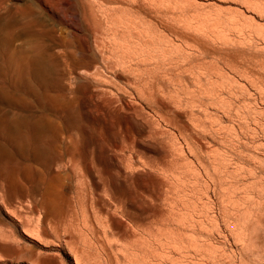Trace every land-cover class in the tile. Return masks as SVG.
<instances>
[{
    "label": "rangeland",
    "instance_id": "1",
    "mask_svg": "<svg viewBox=\"0 0 264 264\" xmlns=\"http://www.w3.org/2000/svg\"><path fill=\"white\" fill-rule=\"evenodd\" d=\"M14 1V2H13ZM61 1H63V2H61ZM85 2V4L83 5V3ZM90 2V4H89V2ZM93 1H95V0H82V2H80V1H78V0H18V1H16V0H7V3L8 4H11V3H13V4H15V6L18 8V10L22 13V16H24V17H21L22 18V21H21V19H19L18 21H19V23L18 22H16V24H12V26H10L11 27V30L8 28V29H3V24H4V22H5V20H1L0 21V23L2 24V25H0V29H1V31H2V34L4 33L5 35H10L9 36V41H11V42H9L10 43V45H11V43H12V45H11V48L12 49H17V50H20V51H22V52H28L29 54L28 55H30V53H31V55H34V54H32V53H40V55H41V58H42V61H43V63L45 64V68H47L48 69V72H50V74L49 73H47V70H46V73H47V76L48 75H50L51 77H53V80L55 79L56 81H53L52 79H51V77H49V80H51L50 82H53V84L51 83V87L50 86H48L47 87V89L49 88L50 90H48L47 91V97L50 99V100H52L53 98H55V99H53L52 100V102H53V107H55L56 105H58L57 106V108L59 107L60 108V112L61 113H56L54 110H53V108H51V105H45V103H44V100H42V101H38V102H31L30 103V100H28L27 102H26V104H25V106L26 107H24V106H22V107H24V109L21 107V106H18V105H16V107H14L13 106V104H9V106L8 105H6V106H4V107H2L3 106V104H0V121L1 120H12V119H22V120H36V119H39V118H37V116L39 117H42V118H40V120L46 125V126H51V128H50V130L52 129V130H56V129H53V128H56V126H58L59 127V130L57 131L56 130V133H55V136L53 137V139H52V144H53V147L50 145V147H49V149H47V151L45 150V153H47L46 155L47 156H50L51 158L53 157V161L54 160H57L58 159V161H54V164H52V165H50L49 167L50 168H48V165H45V164H43V163H41L40 164V166H39V162H35V160H32V158L31 157H29L28 155L27 156H23V157H16V160L18 159V160H21V161H18V165L16 164L15 165V168H17V169H19L18 171H17V169H15V173H16V175L14 176V180L13 181H11V185L9 184V185H4V183L2 182H0V184H1V189H0V191L3 193V196H4V198H3V196H2V193H0V203H2V204H0V211H2V212H0V226H1V224L3 225L2 226V228H1V230H8L7 232H9L10 231V235H11V233H13V235H14V237H15V239H14V241H13V236L11 235V236H9L8 234H6V237L8 236V238L7 239H10V240H7V239H1L0 238V264H118V262L120 263V264H124L125 262L127 263V264H129V260L130 261H133L132 260V258L134 259V260H136V257H137V260L139 261V263L140 264H142L143 262H140V261H144V260H147L148 258L149 259H151L153 262H149V264H155L154 262H158V263H156V264H160V263H162V264H164L165 262L167 263V261H168V259L170 260V262L168 261V263H170V264H175V262H176V264H177V262L179 261V260H181L180 258L177 260V254H178V256L180 257L181 255H180V250H179V252H178V249H177V252H176V247L178 246V244L176 243V242H178V241H174V238H173V236L175 237V235H176V237L175 238H188L189 236L188 235H190L191 237H195L191 232H188V231H182V230H180V228H177V227H179V226H177V224L178 223H176V222H178V221H174L173 219H170V217H169V211H168V206H167V203L162 199V197L161 198H159V196H155V195H153L151 192H149V190H147L144 186H142V185H140V184H138L137 183V181L135 180V176L137 175V174H140V173H145L149 178H150V182L148 181V184H149V186H150V188H152L153 187V185H154V183H155V181L157 180V177H155L156 175L152 172L151 173V171L150 170H146V172H142L141 170H139L140 168H141V166H139L138 164V162L140 161V160H143L142 159V157H140L139 156V153H138V148L135 146H133V140H135L138 136H137V132H136V130L131 126V124L130 123H128L126 126L128 127V131H126L125 130V127H124V124H123V122H121V121H118L117 123H116V125H115V128L113 129V130H111L110 132L109 131H107L106 129H105V127H102V125H100L101 123H96V122H94L92 119L90 120V118L89 117H87L86 116V114H85V108L87 107V105H88V103H87V101L85 100V98H84V96H82L81 94H78L76 91L74 92V90H75V85H76V81H75V79H74V75L75 74H78L79 73V75L80 76H82V77H84L85 79H87V80H89L91 83H92V87L90 88V90L91 91H95V90H98V89H100V88H105L106 90H108V91H110L111 93H115L116 92V89L119 87V86H121L120 85V83L123 85V86H125V84H127V83H124V81H126V80H117L116 78V80H114V76H113V74L112 73H110V72H105V71H103L104 69L103 68H100L99 66L101 65V63L103 62V58H104V53H102V52H100V51H98L97 49H96V47L94 46V43H93V40H94V34H95V30H94V28H95V26L97 25V24H101V25H104L105 23H106V19H105V17H104V15L102 14V12H101V14L99 15V13H100V10L102 11V9H103V6H104V3H106L105 5V7L106 8H114V7H116L117 8V5H119V7H120V5H121V3H122V5H121V7L119 8H117L118 9V13H119V15L121 16V15H125L127 12H129V11H131V9L133 10H136L137 9V12L138 13H136L135 12V14L134 15H131L133 18L136 16L137 17V19H138V17L140 16L141 17V19H143L142 21L141 20H138L139 21V23H141V22H143L142 23V25H149V26H152V27H155V25L156 24H158V25H156V26H158V28H160L161 29V27L162 26H164L165 24H163V23H167L164 27H168L167 29H165L166 30V32H164L165 34H168L169 32V34H168V37L169 38H171L172 36L174 37H172L173 38V40L172 39H168V40H171V41H173V42H175L176 40H177V36L180 38V36H182L180 39L178 38V40H185V42L186 43H188L189 42V44H186L187 46L188 45H191V44H194V45H192L194 48H196L197 49V47H198V49L197 50H195L194 48L192 49V48H190V47H187V48H185V50L187 51H184L185 53H186V55H188L187 53H189L188 52V50H190V51H192V50H194V51H192L193 52V54L194 55H196V57L197 58H199V57H201V56H203L204 55V57L201 59L200 58V60H202L203 61V59L205 60L207 57H205V56H211V58H212V56L214 55V56H216L215 58L216 59H213L214 61L215 60H220L221 61V58H222V60H224L223 62L221 61V63L219 62L218 63V66H217V62L215 63V67L213 66V68H211V69H213L216 73H218V72H220V69H219V71L217 70H215L217 67L219 68L220 66L223 68L222 69V73L224 74V68H225V71H227V72H229V75H228V73H227V77L229 76V83L227 82V78L225 77V76H223L222 77V75L223 74H221V72H220V75H221V78H219V76H217V74H215V72H214V74H212V78H213V76H214V78H216L215 76H217L218 77V79L216 78V79H214L213 78V80H211V79H209V81H208V83L211 81H213L214 82V84L216 83H218L219 84V82H216L215 80H220V85L222 86V88H221V90H219L220 89V85H216L219 89L217 90V87H215V89L218 91V92H216V93H219L220 94V96H219V94H217L216 96H214L215 97V100H213V99H210V100H213V101H216V98H221L222 99V95L224 96L223 97V99L226 97V96H228L229 98H225L226 100H224V101H226V103L228 102V104H226V106H227V108H226V110H227V117L225 116V110L224 111H222L224 108H223V105H224V101H223V103H222V100H221V106H219V104H217V103H219L218 102V100H217V102H216V105L215 106H212V105H214L215 103L213 102V101H211L212 103H209L210 102V100L208 101L207 99H206V97L204 98L203 97V94H204V96H207L205 93H203V94H201V92H199L201 95H202V97L204 98V99H199V101L198 100H196L195 98L193 99V101H192V103H190V102H186V103H183L184 105L183 106H181V107H179L178 108V106L179 105H176V104H172V106L174 105H176L174 108H178V109H186V110H188V114L184 117V120L187 122V124L189 125V128L191 129V133H192V136H194V137H196V138H198V142L201 144V147L203 148V151H204V154H202L203 153V151H202V149H201V154L204 156V158L206 157L207 158V155H208V158L206 159L207 160V162H205L206 163V165H208V166H206V167H204L203 168V166L201 165V163H199V161L198 160H196L195 158H192V157H190V161H192L193 159L195 160H193L192 161V165H193V169H192V171H193V173H196L195 174V176L198 174V176H196L197 177V179L198 180H196V181H199V182H195V183H197L196 185V191H199V189H200V191L199 192H197L199 195H201V197L199 198V199H201V200H198V201H200V203H199V205H201L200 206V209H205V211H204V209H203V211H201V212H203L202 214H204V215H206L207 216V214H209L207 217L206 216H204V215H202L201 216V218H200V220H202V218H204L202 221H203V223L205 224L204 226H202V229H203V227H204V229L205 230H208L207 228H209V230H211V228H212V230L214 231V233H213V231L212 232H210L209 230V232L210 233H213V234H210V233H208L207 231L205 232V231H203V233H205V234H209V235H214V234H216V235H214V236H212L211 238H214V239H211V240H209V241H207V243L209 244V242L211 241V243H210V245L214 242L216 245H217V241L216 240H218L219 239V236H220V239H219V241H220V243L221 244H219V242H218V245H220V247H221V249H223V250H225L226 252L229 250V252H228V255H227V253L225 252V251H223V250H221V251H217V253L219 254V253H222V252H225V253H223L225 256H227V257H225L223 254H214V255H216L215 257L218 259V257L221 255V259L219 258L218 260L219 261H221V262H223V261H225L226 262V264H231L232 263V261H234L233 262V264H239V262H240V258H241V256H242V254L244 255V253L242 252V251H244L243 249H242V246L244 247V249L245 250H249V249H247V248H245V245L247 244V242L250 240L249 239V235H251V237L253 236V235H258L259 237L257 238V236H256V241H253L255 244H256V242L258 243V244H254V246L258 249V252H259V254H258V252L255 250V253L253 252V255H252V253H250V256H249V258H253L252 260L251 259H249V258H246V260H248V261H246L245 260V262H247L248 264H264V131H262L263 129H264V40H263V42H261L262 41V39H260V38H258L257 36H260V37H262V36H264V27H262V29H261V27H260V24H261V26H262V24H263V26H264V17H263V15L264 14H261V16L263 17H261V16H259L258 14H260V12L262 13V11H258V10H256L257 9V5H256V3H258V2H256V0H255V3H251V1L252 0H249L250 2L248 3L247 1H246V3H244V0H175L174 2H173V0H159V1H157V0H154V1H156L157 2V4L159 3H161V5H158L159 7H157L158 8V10H159V8L162 10V12H161V10L159 11V13H158V10H157V8H156V6H157V4L152 0H100L99 1V3L97 4V3H95V6L93 7V6H91V5H93V4H91V3H93ZM120 1H122V2H120ZM130 1V3L131 4H127V2H129ZM235 1V2H234ZM257 1H260L259 3H262V5L264 4V0H257ZM96 2H98L97 0H96ZM117 2V3H116ZM136 2V3H135ZM179 2V3H178ZM182 2V3H181ZM138 3V5H141V6H138V5H136ZM151 3H155L154 5L153 4H151ZM181 3V4H180ZM190 3V4H189ZM258 3V4H259ZM66 4V5H65ZM97 4V5H96ZM99 4H100V6H102V4H103V6H102V8L100 9L99 7ZM114 4V5H113ZM148 4V5H147ZM176 4H178V5H176ZM246 4H255L256 5V9H255V6H254V8L252 7V5H251V7L253 8V9H255V10H252L251 8V10L249 9L248 10V6L249 5H246ZM114 7H113V6ZM131 5H132V8H131ZM134 5V6H133ZM156 5V6H155ZM260 5L261 4H259L258 5V9H260L261 10V8H260ZM64 6V7H63ZM97 6H99V7H97ZM147 6V7H146ZM152 6V7H151ZM175 6V7H174ZM264 6V5H263ZM263 6H261V7H263ZM58 7H60V8H58ZM94 8V10H96V7L97 8H99V10L97 9L95 12H96V14H97V16H96V14L94 13V11H93V8ZM105 7H104V9H105ZM127 9H126V8ZM128 7H130V8H128ZM142 7H144V8H146V9H142ZM149 7V8H148ZM177 7V8H176ZM46 8H47V10H46ZM71 8V9H70ZM84 8H85V10H84ZM90 8V9H89ZM136 8V9H135ZM264 8V7H263ZM262 8V9H263ZM40 9V10H39ZM69 9V10H68ZM73 9H74V11H73ZM151 9V10H150ZM173 9V10H172ZM174 9H176V10H174ZM83 10L84 11H86L85 13L83 12ZM92 10V11H91ZM125 10H127V11H125ZM134 10L133 11H131V12H129L130 14L133 12L134 13ZM178 10V11H177ZM67 11H69L68 13H67ZM79 13H78V12ZM98 11V12H97ZM140 11V12H139ZM172 11V12H171ZM176 11V12H175ZM259 12L258 14H257V12ZM75 12V13H74ZM82 12L85 14V16H84V14H83V16H82ZM92 12V13H91ZM180 12H182V13H180ZM188 14H187V13ZM232 12H234V13H232ZM253 12V13H252ZM70 13V14H69ZM81 13V14H80ZM93 13H94V15H93ZM132 13V14H133ZM139 13H140V15H139ZM142 13V14H141ZM163 13V14H162ZM177 13V14H176ZM55 14V15H54ZM162 14V15H161ZM191 14V15H190ZM246 14V15H245ZM147 15V16H146ZM186 17H185V16ZM189 16V18H188V16ZM93 16V17H92ZM163 16V20L161 19V17ZM170 16V17H169ZM175 16V17H174ZM199 18H198V17ZM255 16V17H254ZM77 17V18H76ZM84 17V18H83ZM69 18V19H68ZM185 18V19H184ZM187 18V19H186ZM194 18V19H193ZM217 18V19H216ZM233 18V19H232ZM234 18H238V19H234ZM251 18V19H250ZM252 18L255 20V22H256V24L253 22V24L252 23H250V21H248L249 22V24H252L251 25V28L249 27L250 25L247 23V25H248V28H249V30H246L245 28H247L246 26V22L245 21H247V20H251L252 21ZM65 19V20H64ZM68 19V20H67ZM73 19H74V21H73ZM88 19V20H87ZM137 19H136V21H137ZM140 19V18H139ZM145 19V20H144ZM178 19V20H177ZM182 19V20H181ZM201 19V20H200ZM207 19V20H206ZM216 19V20H215ZM224 19V20H223ZM67 20V21H66ZM89 21V22H87V24L85 23V22H83V21ZM135 20V19H134ZM150 21L149 22V24L147 23V24H145L146 22H148V21ZM160 20V21H159ZM172 20V21H171ZM180 20V21H179ZM209 20V21H208ZM228 20V21H227ZM234 20V21H233ZM253 20V21H254ZM138 21H137V24H138ZM161 21H163V22H161ZM188 21V22H187ZM193 21V22H192ZM195 21V22H194ZM196 21H200L198 24H197V22ZM206 21V22H205ZM235 21H238V22H235ZM244 21V22H243ZM71 22V23H70ZM78 22L80 23L79 25H78ZM170 22V23H169ZM177 22V23H176ZM183 22V23H182ZM186 22V23H185ZM190 22H192V25H191V23ZM202 22V23H201ZM65 25H64V24ZM153 25H152V24ZM160 23H162V25L160 24ZM179 23V24H178ZM190 24V26H188V24ZM201 23V24H200ZM232 23V24H231ZM235 23V24H234ZM238 23V24H237ZM169 24V25H168ZM173 24V27H175V28H181L182 27V29H183V31H182V29H178V30H176L175 28H173V27H171V25ZM187 24V25H186ZM197 24V27H198V29L199 30H197V28L195 29V25ZM221 24V25H220ZM241 24H243V25H246V26H244V28H243V26L241 25ZM255 24V25H254ZM257 24L259 25V27H257ZM14 25H16L15 27H13ZM177 25H179V27H177ZM238 26V30L241 28V26H242V30L243 29H245L246 31H242V30H240V31H238L237 30V28H236V26ZM239 25H240V27H239ZM67 26V27H66ZM75 26H77V27H75ZM184 26V27H183ZM186 26V27H185ZM191 26H192V28H193V26H194V28H193V30H192V28H191ZM201 26V27H200ZM212 28H211V27ZM233 26H234V28H236V31L235 30H233ZM254 26V27H253ZM30 27V28H29ZM84 27V28H83ZM190 27V28H189ZM207 27H208V29H207ZM217 27H219V28H217ZM230 27H231V29H230ZM255 27H257V28H255ZM30 30H29V29ZM56 28V29H55ZM70 28V29H69ZM157 28V27H156ZM171 28H172V30H171ZM214 28V29H213ZM217 30H216V29ZM253 28V29H252ZM258 28H260L261 30H262V32L260 31V29L258 30V31H260V32H258L257 33V30L256 29H258ZM12 29H14L13 31V33H12V35H11V31H12ZM28 30V31H30V33H32L31 35L32 36H30V33L29 32H25L26 30ZM78 29V30H77ZM190 29V30H189ZM229 29H230V31H229ZM6 30H9L10 31V33H7L8 31H6ZM75 30V31H74ZM87 30V31H86ZM178 31V33H180L179 35H175V33H173V31ZM187 30V32H186V35L184 34L185 33V31ZM195 30V32H193ZM197 30V31H196ZM210 30H212L211 32H209ZM216 30V31H215ZM232 30H233V32L234 33H232ZM49 31V32H48ZM61 31V32H60ZM67 31V32H66ZM171 31H172V35H171ZM181 31L183 32V33H181ZM190 31H192V32H190ZM247 31H249V34H247L248 32ZM252 31H255V32H252ZM41 32V33H40ZM54 32H56V33H54ZM168 32V33H167ZM224 32V33H223ZM235 32L237 33V34H235ZM240 32H243L244 33V35H243V33H240ZM247 32V33H246ZM52 33H54L53 34V36H52ZM60 33H62L61 35H60ZM192 33H194V35L192 36ZM195 33H197V34H195ZM226 33V34H225ZM229 33H230V35H229ZM232 33V34H231ZM250 33H251V35H250ZM257 33V34H259V33H263V35H255V34ZM3 34V35H4ZM50 36H49V35ZM57 34H59V35H57ZM82 34V35H81ZM174 34V35H173ZM181 34H183V35H181ZM221 36H220V35ZM234 34V35H233ZM239 34V35H238ZM242 34V35H241ZM253 34H254V36H253ZM15 35H17V37L15 36ZM36 35V36H35ZM39 35V36H38ZM43 35V36H42ZM185 35V36H184ZM191 35V36H190ZM196 35V36H195ZM210 37H209V36ZM217 35H219V36H217ZM238 35V36H237ZM245 35H247V36H245ZM248 35H249V37H248ZM38 36V37H37ZM42 36V37H41ZM52 36V37H51ZM55 36H57V38H59V39H57ZM187 36V37H186ZM189 36V37H188ZM204 36V37H203ZM223 36V37H222ZM232 36V38L230 39L229 37H231ZM240 36V37H239ZM241 36H243V39H241L242 37ZM245 36V37H244ZM253 36V37H252ZM13 37H15L16 39H18L19 41H17L18 42V45L15 43V45H13V43L14 42H16L15 41V38H13ZM193 37H194V39H193ZM212 37H214V38H212ZM216 37V38H215ZM251 37H252V39H251ZM256 38V40L258 39L259 41H252L253 40V38ZM13 38V39H12ZM37 38H39V39H37ZM40 38H41V40H40ZM52 38H56V40H57V42L55 41V43H54V40L55 39H53L52 40ZM176 38V39H175ZM184 38V39H183ZM246 38H250V39H246ZM83 39H88V42H89V49H87L85 46H83V44L81 43L82 42V40ZM196 39V40H195ZM206 39V40H205ZM216 39V40H215ZM229 39L230 40H232V41H230L229 42ZM246 39V40H245ZM175 40V41H174ZM240 40V41H239ZM252 41V44L250 43V41ZM188 41V42H187ZM197 41H198V43H197ZM45 44H44V43ZM76 42V43H75ZM170 42V41H169ZM172 42V45L171 44H169V45H171V47H173V48H175L176 47V50L177 51H179L180 49H183L184 50V47L186 46L185 45V42L184 43H182L183 41H178V43H180V44H182L179 48H178V45H180V44H178L177 45V43L175 42V43H173ZM200 42H201V45H200ZM52 43V44H51ZM73 43V44H72ZM171 43V42H170ZM204 43V44H203ZM207 43H208V45H207ZM257 43V44H256ZM40 44H42V46H43V48H41V49H43V51H40V50H37V49H39V45ZM47 44H49V45H47ZM53 44H55V46H57V47H55V46H53ZM174 44V45H173ZM175 44L177 45V46H175ZM198 44V45H197ZM240 44H241V46H240ZM47 45V46H46ZM59 45V46H58ZM77 45V46H76ZM185 45V46H184ZM195 45H197V46H195ZM203 45L205 46V47H203ZM262 45V46H261ZM41 45H40V47H42ZM82 46V47H81ZM200 46V47H199ZM237 46V47H236ZM247 46V47H246ZM37 47V48H36ZM53 47V48H52ZM60 47V48H59ZM170 47V49L171 50H175V49H173V48H171ZM181 47H183V48H181ZM202 47H203V49H205L206 47V52L208 53V51L210 50V52H209V54L207 55V53H205L204 51L205 50H203L202 49ZM210 47V48H209ZM212 47V48H211ZM24 48V49H23ZM45 48V49H44ZM56 48H57V50H56ZM61 48H63V49H61ZM178 48V49H177ZM27 49V50H26ZM51 49L52 50H54V52H51ZM192 49V50H191ZM200 49V52H198L197 53V51ZM207 49H209V50H207ZM239 49V50H238ZM35 50V51H34ZM36 50L37 51H39V52H36ZM45 50V51H44ZM50 50V51H49ZM61 50H63V51H61ZM71 50V51H70ZM203 52H202V51ZM217 50V51H216ZM46 51H49L48 53H45ZM222 51V52H221ZM54 53V54H52L51 55V53ZM248 52H250V53H248ZM253 52L255 53L254 55H253ZM49 53H50V55H49ZM183 53V52H182ZM185 53H183V54H185ZM196 53V54H195ZM200 53V54H199ZM211 53V54H210ZM231 53V54H230ZM27 54V53H26ZM200 56H199V55ZM202 54V55H201ZM206 54V55H205ZM221 54V55H220ZM247 54V55H246ZM251 54V55H250ZM48 55V56H47ZM189 55L191 56L192 55V53H189ZM198 55V56H197ZM224 55V56H223ZM249 55V56H248ZM254 56L253 57V61L251 60L252 59V57L251 56ZM245 56V57H244ZM246 56H248V58L246 57ZM52 59H50V58ZM55 57H56V60H54L55 59ZM75 57V58H74ZM230 57V58H229ZM89 59V60H85V59ZM249 58H251L250 60H249ZM60 59H61V61H60ZM76 59V60H75ZM60 62H62V64L61 63H59V61ZM70 60V61H69ZM72 60V61H71ZM51 62V64H50V62ZM56 61V62H55ZM58 61V62H57ZM83 63H82V62ZM261 61H263L262 63H261ZM53 62V63H52ZM72 62V63H71ZM227 62V63H226ZM241 62V63H240ZM243 62V63H242ZM252 62V63H251ZM255 62V63H254ZM260 62V63H259ZM48 63H49V65H48ZM55 63V64H54ZM224 63H226V64H224ZM234 63V64H233ZM247 63V64H246ZM61 64V66H58V65H60ZM72 64V65H71ZM89 66H88V65ZM90 64H93V65H90ZM221 64V65H220ZM223 64V65H222ZM227 64H229V69L227 68L228 66H226ZM251 64V65H250ZM254 64V65H253ZM53 65V66H52ZM55 65V66H54ZM66 65H68V66H66ZM238 65V66H237ZM248 65H249V67H248ZM252 65H253V67H252ZM82 66V67H81ZM224 66V67H223ZM226 66V67H225ZM233 66V67H232ZM236 66V67H235ZM54 67V68H53ZM65 69H64V68ZM73 67H75L74 68V70L72 69ZM220 67V68H221ZM259 67V68H258ZM62 68V71L60 70ZM91 68V69H90ZM96 68V69H95ZM240 68V69H239ZM248 68V69H247ZM251 68V70H249ZM65 71H64V70ZM233 69V70H232ZM238 70V72H237V70ZM213 70H212V72H213ZM244 72H242V71ZM248 70V71H247ZM53 71H54V74H53ZM58 71V76H57V74L55 73V72H57ZM67 71V72H66ZM235 71V72H234ZM250 71V72H249ZM89 72H90V74H89ZM101 72V73H100ZM246 72H248V73H246ZM252 72V73H251ZM63 75H62V74ZM128 73V72H127ZM126 72H124V74L126 75L127 74ZM61 74V75H60ZM67 76H66V75ZM89 74V75H88ZM107 74V75H106ZM129 74V75H128ZM127 75L128 76H130V73H128ZM219 74V73H218ZM248 74V75H247ZM251 74V75H250ZM54 75H56L57 76V78L58 79H56V77L54 76ZM97 75H98V77H97ZM132 75V74H131ZM224 75H226V74H224ZM250 75V76H249ZM63 76V77H62ZM73 76V77H72ZM62 77V78H61ZM94 77H97V78H94ZM65 79V81H64V79ZM102 78H103V80H102ZM107 79V81L108 82H106V80L105 79ZM112 78V79H111ZM206 78V77H205ZM227 80H226V79ZM61 79V80H60ZM62 79H63V82H62ZM253 80V82L251 83V81L250 80ZM260 79V80H259ZM59 80V81H58ZM105 80V81H104ZM113 80V81H112ZM205 80V79H204ZM203 80V81H204ZM223 80V82L221 83V81ZM263 80V81H262ZM62 83H61V82ZM103 81V82H102ZM226 81V83H227V86H229V90L227 89V86H224V82ZM58 82V83H57ZM60 82V83H59ZM65 82V83H64ZM210 82V83H211ZM64 83V84H63ZM106 83V84H105ZM205 83H206V81H205ZM59 84V85H58ZM171 84V83H170ZM211 84H213V83H211ZM210 84V85H211ZM229 84V85H228ZM246 84V85H245ZM55 85H56V87H55ZM61 85H62V87L63 86H65V85H67V86H65V87H63V88H61ZM110 85V86H109ZM172 85V84H171ZM204 85V84H203ZM210 85H208V86H210ZM257 85V86H256ZM122 86V87H123ZM207 86V87H208ZM215 86V85H214ZM214 86H212V87H214ZM262 88H261V87ZM52 87H54V88H52ZM68 87V88H67ZM205 87H206V85H205ZM226 87V89L228 90V92H227V90L226 89H224ZM59 88V89H58ZM65 88V89H64ZM109 88V89H108ZM254 88V89H253ZM257 88V89H256ZM46 89V90H47ZM55 91H54V90ZM60 89H62V90H60ZM66 89H68V90H66ZM169 89H171L170 90V95L169 96H167L168 98H166L167 100L169 99V98H171L172 96L171 95H173V94H171V92H173L172 91V86H170L169 87ZM46 90H45V92H46ZM63 90H65L64 92H63ZM112 90V91H111ZM193 90V88L192 89H189V91H192ZM223 90V92L222 93H220L221 91ZM50 91V94L48 93ZM53 91L54 92H56V93H53ZM59 91L60 92H62L63 94H60L59 93ZM114 91V92H113ZM220 91V92H219ZM226 91V92H225ZM231 91H233V92H231ZM51 92L54 94H52L51 95ZM65 92H67V94L65 93ZM193 92H194V94H195V89L191 92L192 94H193ZM196 92H197V90H196ZM196 93L195 94V96H197V94H198V96L197 97H200L201 98V95L199 94V93ZM73 93H77L78 94V97H79V99L78 98H76V97H73ZM168 93V92H167ZM168 93V94H169ZM223 93H227L226 95L225 94H223ZM229 93V94H228ZM234 93V94H233ZM66 94V95H65ZM168 94H166V95H168ZM191 94V95H192ZM222 94V95H221ZM252 94V95H251ZM263 94V95H262ZM59 95H65V96H67V98H65L64 96H63V98H65V99H67V102H66V100H63L62 101V98H61V96L59 97ZM200 95V96H199ZM215 95V94H214ZM251 95V96H250ZM56 96H58V97H56ZM74 96H77V95H74ZM192 96H194V95H192ZM194 96V97H195ZM219 96V97H218ZM68 97H73V99L75 98V99H78V101H75V103H74V101H73V99H70L69 98V100L70 101H72V102H70V101H68ZM58 100H57V99ZM60 98V99H59ZM81 98V99H80ZM95 99L96 100H98V97L97 96H95ZM173 98H171V100H172ZM227 99H229V100H227ZM202 100L203 101H205L204 103H206V100H207V105L209 106H207V105H204L203 107H204V109L206 110V112H210V114L209 113H207L206 114V112H205V110L204 109H201V107H202V105L201 104H204L203 102H202ZM55 101H56V104H55ZM194 101H198L199 102V109H198V106H196V105H194L193 104V102ZM200 101L202 102V103H200ZM251 101V102H250ZM59 102V103H58ZM61 102V103H60ZM68 102H70V103H68ZM76 102H78V103H76ZM84 102V103H83ZM170 102V101H169ZM39 103V104H38ZM73 103H74V106H75V104L76 105H78V106H76V107H79V109L77 110L76 109V107H73ZM214 103V104H213ZM43 104H44V108H46L47 110H46V113H45V109H43V108H40V106L41 107H43ZM133 104H134V106H133ZM131 103V105H130V107H131V109L128 111L129 113H133V115H134V117H135V119H139V116L137 115L139 112H140V107H138V104L137 103ZM188 104H192V105H194V106H192L191 105V107L189 106L188 107ZM196 104H198L197 102H196ZM209 104H212L211 105V107H213V108H211L210 107V105ZM60 105H62L61 107H60ZM69 105L70 106H72V108L74 109V113H75V110H77L76 112L78 113V115H77V113H75L76 115H77V117H78V121H79V119L81 120L82 118V116L84 117L82 120V122H85V123H83L82 124V122L81 121H79L80 123H78V121L76 120V122H77V124H74V125H71L70 127H68L67 129L69 130V132L71 131V134H69V132H67L68 130L66 129V127H64L63 126V123H62V121L60 120L61 119V114L63 113V114H65V112H66V110L67 111H71L72 109H71V107H69ZM200 105H201V107H200ZM219 106L218 108H216V106ZM11 106H12V108H11ZM29 106V107H28ZM33 106V107H32ZM36 106H37V108H39V110L36 108ZM66 106V107H65ZM81 106H82V108H81ZM197 107V109H196V107ZM205 106H207V107H205ZM225 106V105H224ZM14 107V108H13ZM20 107H21V109H20ZM187 107V108H186ZM202 107V108H203ZM11 108V109H10ZM33 108V109H32ZM36 110H35V109ZM69 108V109H68ZM192 108L194 109V110H192ZM208 108V109H207ZM215 108H216V110H215ZM5 109V110H4ZM28 109V110H27ZM31 111H30V110ZM42 109V110H41ZM191 109V110H190ZM212 109H214V110H212ZM222 109V110H221ZM254 109V111L252 112V110ZM61 110H63V112L61 111ZM199 110H201V111H199ZM204 110V111H203ZM208 110H210V111H208ZM260 110V111H259ZM12 111V112H11ZM18 111V112H17ZM20 111H21V113H20ZM54 111V112H53ZM81 112V115H80V112ZM190 111H192V112H190ZM194 111V112H193ZM196 111V112H195ZM212 111H213V113H212ZM262 111V112H261ZM48 112V113H47ZM72 112H73V110H72ZM204 112V113H203ZM219 112V113H218ZM229 112V113H228ZM247 112H249V113H247ZM31 115H29V114ZM46 114V115H44V119H43V115L42 114ZM50 113V115L53 117H51L50 115H48ZM52 113H54V114H52ZM196 113H198L196 116H195V114ZM219 115H218V114ZM221 113H222V115H221ZM257 113V114H256ZM262 113V114H261ZM3 114V115H2ZM28 114V115H27ZM37 114V115H36ZM59 115L58 117H57V115ZM63 114H62V116H63ZM228 114H229V116H228ZM42 115V116H41ZM80 115V116H79ZM190 115V116H189ZM202 116L203 118L202 119H199V120H201V121H199L200 122V124H201V126H200V124H199V126L200 127H198V117L199 116ZM207 115V116H206ZM216 115H218V117L217 118H219L218 120L220 121L221 120V118L223 119V122H222V120L220 121V122H222V123H220L222 126H221V129L224 127H226L227 125L229 126V128H228V126H227V128H225L224 130V132L223 133H220V127H218V125L220 126V124H219V121L215 118L216 117ZM16 116V117H15ZM28 116H29V118H28ZM34 116V117H33ZM189 116V117H188ZM197 117V119H195V117ZM201 116L199 117V118H201ZM51 117V118H50ZM59 117H60V119H59ZM228 117H229V120H228ZM34 118H36V119H34ZM88 118H89V120H88ZM191 118H193V119H195V120H197V121H195V120H192ZM56 119L58 120V121H56ZM189 119V120H188ZM215 119L218 121V122H216L215 121ZM227 119V120H226ZM46 120V121H45ZM87 120V121H86ZM191 120H192V124H191ZM210 120H212V121H210ZM258 122H257V121ZM54 121H55V124H54ZM194 121H195V124H197V125H193L194 124ZM203 121V122H202ZM216 122V124H215V122ZM249 121V122H248ZM75 122V123H76ZM94 122V123H93ZM207 122H208V124H207ZM211 122H212V124H211ZM228 123V124H227ZM82 124V125H81ZM85 124V125H84ZM211 126H210V125ZM213 124H215V125H217V126H215V125H213ZM76 125V126H75ZM98 125V126H97ZM226 125V126H225ZM54 126V127H53ZM61 126H63V127H61ZM79 126V127H78ZM82 126V127H81ZM121 126V127H120ZM194 126V127H193ZM196 126L200 129V131L199 132H197L199 129H197L196 128ZM206 126V127H205ZM208 126V127H207ZM212 126H214V127H212ZM57 127V128H58ZM74 128V129H73ZM93 128V129H92ZM99 128V129H98ZM103 128H104V130H103ZM122 128V129H121ZM193 128V129H192ZM209 129V131L211 130V132L209 133V132H207V133H209L208 135L206 134V131H208L207 129ZM212 128L214 129V128H216V131L219 129V131H218V133H219V135H218V133H216L218 136H216V134L214 133V131L212 130ZM218 128V129H217ZM73 131H72V130ZM90 129V130H89ZM195 129V130H194ZM64 130V131H63ZM67 130V131H66ZM197 130V131H196ZM206 130V131H205ZM215 130V129H214ZM228 131V134H227V131ZM79 131H82L81 133H83V134H76V133H80ZM89 131H91V132H89ZM215 131V132H216ZM59 132H60V134H61V132H62V136L64 137L65 136V138H63L61 135H59ZM65 134H64V133ZM72 132H75V133H72ZM202 132V133H201ZM67 133H68V135H67ZM96 134L97 135V137H95V135L94 134ZM223 134V135H222ZM57 135V136H56ZM79 135H80V137H82V138H79ZM83 135V136H82ZM89 135H90V137H89ZM124 135V136H123ZM206 135H207V137H206ZM217 137V140H216V138H215V136ZM225 135H228V136H225ZM58 136H60V137H58ZM74 138H73V137ZM75 136H78V137H75ZM99 136V137H98ZM224 136H225V140H223L224 139ZM89 137V138H88ZM102 137V138H101ZM122 137V138H121ZM135 137V138H134ZM206 137V138H205ZM55 138L57 139V140H55ZM61 138H63L64 139V141L63 140H61ZM78 138V140H76ZM87 138H88V140H87ZM99 138H101V139H99ZM74 139V140H73ZM60 140V143H61V145H59L60 143H57L58 141ZM66 140V141H65ZM70 140H71V142H72V145H71V143L69 144V142H70ZM82 140V141H81ZM93 140V141H92ZM124 140H125V143H124ZM206 142H205V141ZM220 140H221V143H220ZM223 140V141H222ZM54 141V142H53ZM77 143H76V142ZM85 141V142H84ZM97 141V142H96ZM103 141V142H102ZM122 141H123V144H122ZM203 143H201V142ZM208 141H209V143H208ZM229 144H227L226 142ZM75 142V143H74ZM83 142V143H82ZM91 144V145H89V143ZM111 142V143H110ZM130 142V143H129ZM205 142V143H204ZM223 142H225L224 144V146L222 145V143ZM67 143V144H66ZM80 143V144H79ZM95 143H96V145H95ZM128 143V144H127ZM210 143L211 144H214V146L213 145H210ZM74 144H76V148L74 147ZM107 144H109V145H107ZM128 145V146H126V145ZM207 144V145H206ZM66 145V146H65ZM103 145V147H101ZM105 145V146H104ZM118 145V146H117ZM121 145V146H120ZM208 145H210V146H208ZM227 145V146H226ZM56 146V147H55ZM61 147V148H59V147ZM89 146H91V147H89ZM133 146V147H132ZM207 146V147H206ZM226 146V147H225ZM65 147L67 148V149H65ZM80 147V148H79ZM104 147H106V148H104ZM110 147H111V149H110ZM127 147V148H126ZM209 147V148H208ZM220 147H222L223 149H221ZM225 147V148H224ZM229 147V148H228ZM54 151V150H56L55 151V153L53 152L52 153V150ZM59 148V150H57ZM78 148V149H77ZM87 148H89V149H87ZM101 148H103V150H104V152H103V150H101ZM113 148H114V150H113ZM124 148H126V150L124 149ZM208 148V149H207ZM211 148H214V151L212 152V150L213 149H211ZM220 148V149H219ZM261 148V149H260ZM82 150V152L84 151L85 153H86V155H85V153L83 154V157H80L82 154V152L80 151V150ZM121 149H123L122 151H121ZM135 149V150H134ZM219 149V150H218ZM224 149H226V152L224 151ZM229 149V150H228ZM48 150H51V151H48ZM78 152H77V151ZM90 150V151H89ZM93 150V151H92ZM100 150L102 151V160H104L105 161V163H107L106 165L107 166H109V167H111V169L109 168V167H107L108 168V170H106L107 168L106 167H102V165H101V163L99 162V160H98V158H97V156H98V153L100 152ZM125 150V151H124ZM129 150V151H128ZM223 150V151H222ZM227 150H228V152H227ZM72 151V152H71ZM91 152V153H93V154H91V153H89V152ZM108 151V152H107ZM111 151V152H110ZM119 151H121L122 153L123 152H125V153H123L124 155L123 156H125V157H122V161H123V166H122V164L121 163H117L116 161L114 162V161H112V162H110L109 160H110V158L112 157V156H114L113 154H115V153H117V152H119ZM210 151L212 152V153H210ZM49 152H51V153H49ZM70 152V156L68 155V153ZM114 152V153H113ZM133 152V153H132ZM225 154V153H227L226 155H222L223 153ZM49 153V154H48ZM97 153V154H96ZM104 153V154H103ZM207 153V154H206ZM213 153H217L216 155H217V157L215 156L214 157V155L215 154H213ZM220 153V154H219ZM51 154V155H50ZM53 154V155H52ZM61 154H63V155H61ZM78 154V155H77ZM89 154H91V156L93 157V159H92V157L89 155ZM131 154V155H130ZM136 154V155H135ZM211 154H213L212 156H211ZM61 157H60V156ZM72 155H73V157H72ZM77 155V156H76ZM109 155V156H108ZM111 155V156H110ZM133 155V156H132ZM219 155V156H218ZM220 155H222L223 157H224V159H223V157H220ZM58 156V157H57ZM62 156L64 157V160H63V158H62ZM78 156H79V158H78ZM86 156H90L89 158H86ZM130 156V157H129ZM229 156V157H228ZM25 157H26V160H25ZM29 157V158H28ZM54 157H56V159L54 158ZM70 157H71V160H70ZM85 157V159H82V158H84ZM106 157V158H105ZM136 157V158H135ZM139 157L141 158L140 160H139ZM209 157H211V161H210V158ZM220 157V158H219ZM31 158V159H30ZM69 158V160H67ZM130 158H132L135 162H136V166H135V169H134V171L136 170V168L137 167H139V168H137L138 169V172H134V171H132V172H130V170H128L126 167H125V163H127L128 162V159H130ZM155 157H152L151 158V161H150V163L151 164H157L158 163V161L160 162V163H158V164H161L163 161H164V159L163 158H161V157H156V159L158 160V161H156L155 159H154ZM215 158H217V160L215 159ZM28 159H30V160H28ZM60 159H62L63 161H65V163H67V161H68V163H67V165H70V166H67L65 163H63V161H61ZM86 159H88V161L90 162L91 161V159H92V163H90V165L91 166H89L88 164H89V162L86 160ZM94 159H95V162H94ZM124 159H126V161L124 160ZM152 159H153V161L154 162H152ZM192 159V160H191ZM215 160V161H221V163L220 162H213V160ZM218 159H220V160H218ZM222 159V160H221ZM25 160V161H24ZM77 160V161H76ZM82 160V161H81ZM85 160H86V163H85ZM189 160V159H188ZM205 160V159H204ZM205 160V161H206ZM75 161V163H73ZM155 161H156V163H155ZM226 161H228V162H226ZM33 162V163H32ZM77 162H79V163H77ZM114 162V163H113ZM209 162V163H208ZM225 162L226 163H228L227 165H226V169L228 168L229 170H226V173L228 174V176H226L227 178H229V180L227 179L226 181H229V182H225V179H224V177H223V175H222V173H224L225 171V169H224V167H225ZM25 163V164H24ZM32 163V164H31ZM35 163V165H33ZM56 163H58L59 165L61 164V165H63L61 168H62V170H61V168H60V166H59V168H60V170L58 169V164H56ZM63 163V164H62ZM70 163V164H69ZM72 163H73V165H72ZM78 165H77V164ZM81 163V164H80ZM95 163H97V165L95 164ZM195 163V164H194ZM199 163V164H198ZM216 164V167H214V166H212L211 167V165L212 164ZM23 164V166L22 167H19V166H21V165ZM33 165L32 167H31V165ZM92 164L94 165V166H92ZM115 164V165H114ZM211 164V165H210ZM28 165V166H27ZM36 165H38L39 166V168L40 167H42L43 168V170H44V172H43V170H42V168H38V166H36ZM47 166V167H45V166ZM53 165H54V167H53ZM75 165H77V166H75ZM80 165H81V169H80ZM101 165V166H100ZM196 165V166H195ZM198 165V166H197ZM19 168H18V167ZM55 166H57V168L55 167ZM65 166H66V168H67V170L69 171H67V170H64L65 169ZM97 166V167H96ZM223 166V167H222ZM228 166V167H227ZM37 167V170H35V168ZM69 167L71 168H73L74 167V172H73V170L72 169H69ZM217 167L219 168V171L217 170ZM31 168V169H30ZM64 168V169H63ZM78 168H79V170H78ZM92 168V169H91ZM93 168H94V170H95V172H94V170H93ZM98 168V169H97ZM124 168H126V170L124 169ZM198 169V171H196L197 169ZM199 168H201L200 169V171H199ZM223 168V169H222ZM55 169V170H54ZM56 169L58 170V171H56ZM83 169V170H82ZM87 169V170H86ZM102 169V170H101ZM194 169H196L195 171H194ZM208 169V170H207ZM23 170V171H22ZM40 170L43 172H40ZM47 172H46V171ZM72 170V171H71ZM101 170V171H100ZM118 170V171H117ZM125 170V171H124ZM217 170V171H216ZM30 171H33V174H34V176L33 175H31L32 174V172H30ZM50 171H51V173H50ZM63 171H64V173H66V174H64L63 173ZM79 171V172H78ZM82 171V175L80 174V172ZM92 171L94 172L93 174H92ZM106 173H105V172ZM114 171V172H113ZM208 171H211L209 174L207 173ZM223 171V172H222ZM18 172L20 173V174H18ZM26 172V173H25ZM54 172V174H53V177H51L52 176V173ZM57 172H58V174H57ZM73 172V173H72ZM79 173L78 175L76 174V173ZM99 172V173H98ZM101 172V173H100ZM140 172V173H139ZM218 172V173H217ZM220 172V173H219ZM229 172V173H228ZM29 173V174H28ZM40 173V174H39ZM46 173H49V174H46ZM70 174V175H68V174ZM72 173V174H71ZM95 173H97V174H95ZM103 173V174H102ZM111 175H110V174ZM123 173V174H122ZM133 173V174H132ZM135 173V174H134ZM150 173V174H149ZM202 175H204V176H202ZM212 173V174H211ZM27 176H26V175ZM57 174V175H56ZM73 174H75V175H73ZM114 176H113V175ZM217 174V175H216ZM221 174V175H220ZM38 175H39V177H38ZM45 175H46V177H45ZM49 175V176H48ZM62 175V176H61ZM67 175V176H66ZM88 175V176H87ZM90 175V176H89ZM155 177L154 178V180H151V179H153V177ZM32 176V178H30ZM43 176H44V178H43ZM58 176V177H57ZM59 176H60V178H59ZM66 176V177H65ZM72 176V177H71ZM75 176V177H74ZM76 176H78V178L76 177ZM91 176H93V177H91ZM108 176H109V180H108ZM113 178V179H116V180H122L123 179V177L124 176H127L128 177V184L130 185V188L134 191V192H136V193H138L140 196H141V198H143V201H145V203L147 202V205L145 204V206L144 207H142V208H139V209H131V208H128V206H127V199H126V194L125 193H121L120 195H119V193H117V194H115L116 192H114L113 190H110L111 189V186H110V180H111V177ZM133 176V177H132ZM200 176V177H199ZM202 176V177H201ZM217 176L219 177V179H220V177L222 176V178L220 179V180H218V178H217ZM35 177H37V179L35 178ZM41 177V178H40ZM50 177V178H49ZM64 177V178H63ZM70 177V178H69ZM87 177H89V178H87ZM106 177V178H105ZM199 177V178H198ZM208 177V178H207ZM215 177V178H214ZM19 178H21L22 180H23V182L21 181V179H19ZM25 178V179H24ZM34 178V179H33ZM46 178V179H45ZM57 178H58V180H57ZM73 180H72V179ZM77 178V179H76ZM213 178L215 179L214 181H212L213 180ZM27 179V180H26ZM39 179V180H38ZM42 179V180H41ZM205 179V180H204ZM222 179H223V181H222ZM26 180V181H25ZM30 180V181H29ZM34 180H36V182H34ZM41 180V181H40ZM46 180V181H45ZM50 180V181H49ZM53 180H54V182H53ZM56 180V181H55ZM81 181V182H78L79 184H81V183H83V184H81V186L83 185H85V183H86V185H85V187H83L84 188V191L83 190H80L82 193H83V195H81L80 196V193L81 192H79L78 190L79 189H81L82 187L81 186H78L79 184H77L76 182L77 181ZM107 180V182H105ZM203 181V183L204 184H202L201 182ZM1 181V180H0ZM29 181V182H28ZM33 181V182H32ZM51 181H52V183H51ZM62 181V182H61ZM67 181V182H66ZM74 181H75V183H74ZM89 181H90V183H89ZM92 181V182H91ZM103 181V182H102ZM153 181V182H152ZM205 181V182H204ZM218 181V182H217ZM219 181H221V183H219ZM28 182V183H27ZM46 182V183H45ZM72 183V185H71V183ZM130 182V183H129ZM217 182V183H216ZM223 182V183H222ZM14 183V184H13ZM26 183V184H25ZM32 183H34V184H32ZM37 183H39L38 184V186H37ZM58 183H59V185H58ZM67 183H68V185H67ZM94 183V184H93ZM202 185H201V184ZM224 183H226L227 185H225ZM25 184V185H24ZM36 184V185H35ZM51 184H52V187H51ZM54 184V185H53ZM60 184H63V186L62 185H60ZM74 184V185H73ZM106 184V185H105ZM220 184L222 185V187L220 186ZM2 185L4 186V187H2ZM17 185H19L18 187H16ZM23 185V186H22ZM29 186V187H27V186ZM34 185V186H33ZM42 185V186H41ZM44 185V186H43ZM50 185V186H49ZM56 185V186H55ZM69 185H71V186H73L72 188H71V186H69ZM76 185V186H75ZM90 185H91V187H90ZM99 185H101V186H99ZM201 185V186H200ZM217 186V188L215 187V186ZM8 186H9V188H8ZM33 186V187H32ZM57 186H59V188H60V192H58L59 191V189H58V187ZM61 186V187H60ZM67 186V187H66ZM78 186V187H77ZM135 186H136V188H135ZM203 186V187H202ZM210 187V190L208 189L209 187ZM211 186H213V187H211ZM225 186H227V188L229 187V190L227 189L226 191H225ZM27 187V188H26ZM44 187V188H43ZM77 187V188H76ZM97 187V188H96ZM202 187V188H201ZM224 187V188H223ZM13 188V189H12ZM15 188H17V189H15ZM29 188V189H28ZM42 188V189H41ZM45 188L47 189V190H45ZM88 188V191H85L86 189ZM139 188V189H138ZM203 188H204V190H203ZM216 188V189H215ZM224 190H222V189ZM3 189V190H2ZM4 189H6V190H4ZM26 189V190H25ZM78 189V190H77ZM92 189V190H91ZM206 189H207V191H208V195L210 194V195H212L211 197H213V199L211 200L210 198H206V194H205V191H206ZM216 190V191H214V190ZM219 189V190H218ZM9 190H11V191H9ZM15 190H16V192H15ZM29 191L28 193H27V197L25 196L26 195V193H25V191ZM53 190V191H52ZM62 190V191H61ZM67 190V191H66ZM77 190V191H76ZM91 190V191H90ZM96 190V191H95ZM111 192H110V191ZM4 191H6L5 193H4ZM18 191V192H17ZM36 191H38V192H36ZM64 191V192H63ZM70 191V192H69ZM92 191L94 192V193H92ZM98 191H100V192H98ZM113 191V192H112ZM143 191V192H142ZM201 191L203 192V194H201ZM11 192V193H10ZM22 192H23V194H25V195H23L22 194ZM69 192V193H68ZM77 192H79V196H78V193ZM84 192H89V194L91 193V194H93L94 196H96V197H94L93 195H89V194H87L88 196H89V198L87 197L86 198V202H82V200H83V197H84V200L83 201H85V197L87 196ZM141 192L144 194V195H142L141 194ZM211 192V193H210ZM221 194H223V195H221ZM224 192H226L225 194H224ZM229 192V193H228ZM15 193V194H14ZM21 193V194H20ZM51 193V194H50ZM97 193V194H96ZM207 193V192H206ZM216 193V194H215ZM10 194H12V195H10ZM69 194V195H68ZM98 194H100V195H98ZM111 195V197L113 196L114 198H111V199H108V197H106L107 195ZM147 195V197H149V195H151V199H149V198H147L146 197V195ZM227 194V195H226ZM6 195V196H5ZM31 195V196H30ZM36 195V197L34 198V196ZM53 195V196H52ZM65 195V196H64ZM72 195V196H71ZM76 195V196H75ZM86 195V196H85ZM110 195H109V197H110ZM119 195V196H118ZM122 195V196H121ZM199 195H198V197H199ZM203 195V196H202ZM209 195V196H210ZM214 195H215V197H214ZM25 196V197H24ZM40 196H41V198H40ZM47 196V197H46ZM52 196V197H51ZM74 196H75V198H74ZM91 196L93 197V200L95 201V199H96V201L94 202L93 201V203L92 202H90V201H92V198H91ZM208 196V197H209ZM219 196L221 197V198H219ZM6 197V198H5ZM13 197V198H12ZM19 197H21V199L19 198ZM29 197H30V199H29ZM32 197V198H31ZM56 197V198H55ZM76 197H78V199L76 198ZM81 197V198H80ZM202 197H204V199H207V201L208 202H206V200H204ZM217 197L219 198V200L217 199ZM225 198V200H223L224 198ZM9 198V199H8ZM23 198V199H22ZM28 198V199H27ZM38 198H39V200H38ZM44 198V199H43ZM50 198V199H49ZM58 198V199H57ZM72 198V199H71ZM105 198H107V200L105 199ZM147 198V199H146ZM215 198V199H214ZM229 198V199H228ZM4 199H5V202H4ZM14 199V200H13ZM20 199V200H19ZM27 199V200H26ZM31 199H33L32 201H31ZM59 199H62L63 200V202L61 201V200H59ZM80 199H81V201H80ZM146 199V200H145ZM155 199H156V201H155ZM159 199V200H158ZM18 200V201H17ZM29 200V201H28ZM34 200H36V201H34ZM39 201V203H38V201ZM41 200H42V204L40 205V203H41ZM58 200V201H57ZM77 200V201H76ZM89 200V201H88ZM108 200H110V201H108ZM114 200H115V202H114ZM203 200V205H205V206H203L202 205V201ZM216 200H217V202L219 203V204H217L216 203ZM222 200L224 201V203H221L222 202ZM4 203H3V202ZM10 201V202H9ZM22 201V204L20 203ZM25 201H27V203L25 202ZM33 201L35 202V203H33ZM51 201V202H50ZM57 201V202H56ZM59 201H60V203L61 204H59ZM64 201H66V202H64ZM69 201V202H68ZM87 201L89 202L88 203V205H87ZM99 201H100V203H99ZM105 201H107L106 203H105ZM112 201V202H111ZM124 201V202H123ZM155 201V202H154ZM213 201V202H212ZM227 201L229 202L228 204H227ZM76 202V203H75ZM77 202H79V203H77ZM111 202V203H110ZM114 202V204H112ZM159 202H160V205H159ZM164 202V203H163ZM206 202V203H205ZM9 206V207H7V206H5L6 204ZM10 203V204H9ZM37 203H38V206H37ZM53 203V204H52ZM73 203H75V205L73 204ZM81 203H83L82 205H83V207L81 206ZM92 203V204H91ZM126 203V204H125ZM152 203H154L153 205H152ZM156 203V204H155ZM165 203H166V205H165ZM211 203H212V205H211ZM216 203V204H215ZM225 203H226V205H225ZM14 204H16V205H14ZM20 206H18V205ZM26 204V205H25ZM31 206H29V205ZM52 204V205H51ZM65 204V205H64ZM67 204V205H66ZM85 204H86V206H85ZM104 204V205H103ZM107 204H108V206H107ZM213 204H214V207H211V212L208 210V209H210V205L211 206H213ZM225 205V206H223V207H221L222 205ZM23 205V206H22ZM29 207H28V206ZM33 205V206H32ZM48 205H50V206H48ZM55 205V206H54ZM70 205V206H69ZM71 205H73V208L71 207ZM80 205V206H79ZM90 205H91V207L93 206V207H95V208H93L92 210L93 211H96L97 210V208L99 207V209H98V215L97 214H95V212H93L92 210H91V207H90ZM112 205H113V207H112ZM156 205V206H155ZM164 205L166 206V207H164ZM13 206H14V208L16 209L17 207H18V209L19 208H22V207H24L23 209H16L18 212H17V214H15V213H13V214H11L12 212H13ZM17 206V207H16ZM41 206V207H40ZM47 206V207H46ZM57 206V207H56ZM80 208H79V207ZM88 206V207H87ZM97 206V207H96ZM111 206V207H110ZM122 208H121V207ZM153 206V207H152ZM218 207V209H217V207ZM228 206V208H229V212H228V208H226ZM52 207L53 208H55V209H52ZM75 207H77V208H79V209H75ZM81 207L83 208V209H85V208H87V210H89V211H87L86 209V211H87V213H86V211L84 212V213H86V215L88 216L89 214H90V212H91V216L89 215V217H85L84 219H82L83 217H82V215L83 216H85V214L82 212V211H84V210H82L81 209ZM126 207V208H125ZM151 207H152V209H151ZM155 207H156V209H155ZM209 207V208H208ZM4 208V209H3ZM5 208H7V209H11L12 210V212L10 211V209L7 211V209H5ZM13 208V209H12ZM28 208V209H27ZM34 208V209H33ZM60 208V209H59ZM70 208V209H69ZM106 208V209H105ZM111 208V209H110ZM162 208H163V210H162ZM165 208H167V209H165ZM208 208V209H207ZM212 208H213V210H212ZM214 208H215V212H214ZM223 208H225L224 209V211L226 210V213L224 212V211H222V209ZM14 209V210H15ZM33 209V210H32ZM72 209V210H71ZM103 209V210H102ZM109 209V210H108ZM123 209V210H122ZM217 209V210H216ZM220 209V210H219ZM20 210H23L22 212L20 211ZM29 211L28 213V215H27V212L26 211ZM37 210H38V213H37ZM43 210V211H42ZM56 211V212H54V211ZM60 210V211H59ZM64 210V211H63ZM78 210V211H77ZM81 210V212L79 213V211ZM112 210H114V211H112ZM124 211L125 210V212L123 213L122 211ZM162 210V211H161ZM11 212V213H7V212ZM19 211L21 212V213H19ZM25 211V212H24ZM39 211H41L40 213H39ZM52 212L53 214L52 215H50L51 213L50 212ZM61 211H63V212H61ZM66 211H67V213H66ZM71 211H74V212H71ZM77 211V212H76ZM100 211V212H99ZM110 213H109V212ZM154 211V212H153ZM208 211V212H207ZM215 213V215H212L213 214V212ZM16 212V211H15ZM24 212V213H23ZM36 214H34V213ZM60 212H61V215H60ZM65 212V213H64ZM70 212H71V214H73V216L70 214ZM103 213V217H101V214ZM109 213V216H106L105 218H106V221L104 220V216L107 214V213ZM163 212H165L164 213V215H165V217H164V215H161V214H163ZM206 214H205V213ZM227 212L229 213L228 215H227ZM19 213V214H18ZM35 215H33V214ZM44 213V214H43ZM56 214V216H55V214ZM58 213V214H57ZM74 213H75V216L77 215H79L78 217L76 216H74ZM78 213V214H77ZM82 213V214H81ZM112 213V214H111ZM119 213H121V214H119ZM221 215L222 213H224L225 214V216L226 217H228L229 218V221H225L224 219L226 218V217H224L223 216V214L221 215V217H220V215ZM11 214V215H10ZM48 214H49V216H48ZM67 214V215H66ZM81 214V215H80ZM123 214V215H122ZM126 214V215H125ZM5 215V216H4ZM27 215V216H26ZM67 217H66V216ZM95 215H97V217L98 218H95ZM111 215H112V217H111ZM118 215V216H117ZM123 216V217H121V216ZM167 215H168V217H167ZM217 215V216H216ZM10 216V217H9ZM33 216V217H32ZM42 216V217H41ZM54 216H55V218H54ZM62 216H64V217H62ZM100 216V217H99ZM210 216V217H209ZM5 217L6 218H9V219H5ZM31 217V218H30ZM40 217V218H39ZM51 217H53V219L55 220V221H57L56 219H58V230H57V222H55L54 220H52V218ZM57 217V218H56ZM62 219H60V218ZM72 217L74 218L73 220H72ZM80 217V220H78V218ZM108 217V218H107ZM120 217H121V220H120ZM127 217V218H126ZM161 217V218H160ZM206 217V218H205ZM211 217H213V218H211ZM20 218V219H19ZM23 218V219H22ZM48 218V219H47ZM65 220H64V219ZM68 218L70 219V220H68ZM77 218V220H76V222H75V219ZM114 218V219H113ZM152 218H154V219H156V220H153ZM163 218H167L166 220H169L168 221V223L170 224H168L167 222H166V220H164ZM208 218H210V219H208ZM223 218V219H222ZM228 218H226V220H228ZM5 219V220H4ZM14 219V220H13ZM16 219H19V220H16ZM37 219H38V221H39V223H36V221H37ZM40 219V220H39ZM42 219V220H41ZM49 219H50V221H49ZM118 219V220H117ZM124 219L126 220V221H124ZM161 219H162V221H161ZM207 219V220H206ZM213 219V220H212ZM214 219H215V221H214ZM10 220V221H9ZM20 220L22 221V223H20ZM25 220H27V221H31V222H28V223H31V224H28L27 223V221H25ZM36 220V221H35ZM62 222H61V221ZM97 220H99V221H97ZM105 222H104V221ZM108 220V221H107ZM113 220H117V221H121L122 222V220H123V222L121 223L120 222V224L119 225H116V224H114V222H113ZM127 220H129V222L127 223ZM132 220V221H131ZM159 220H160V222H159ZM212 221V224H210V221ZM217 220V221H216ZM221 220H223V221H221ZM2 221V222H1ZM9 221V222H8ZM17 221H18V223H17ZM32 221H34V223H32ZM52 221V222H51ZM54 221V222H53ZM64 221H66V223L64 222ZM69 221V222H68ZM93 221V223L91 224V222ZM97 223H99V222H101V223H99L98 225L96 224V222ZM103 221V222H102ZM136 221H137V223H136ZM148 221H151V222H148ZM163 221H165V222H163ZM201 221V222H202ZM214 221V222H213ZM25 224H24V223ZM44 222H46L45 224H44ZM50 222V223H49ZM83 222H85V223H83ZM90 223V225L91 226H89L87 223ZM108 222H111V223H108ZM154 222V224H152L151 225V223H153ZM159 222V223H158ZM216 222L218 223V232L217 233H219V232H221V235L223 236H221V235H218L217 233H215L216 232V230L215 229H217V225H216ZM226 222V223H225ZM5 223V224H4ZM27 223V224H26ZM37 224V225H39L38 227H37V229L38 230H36L35 228L36 227H33L34 226V224ZM51 224V225H49V224ZM60 223H62L61 225L63 226V228H62V226H61V228L59 227L60 225ZM65 223V224H64ZM76 224V227H77V229H75L76 227H75V224ZM159 225H158V224ZM163 223H165V224H163ZM174 223V224H173ZM215 223V224H214ZM221 223V224H220ZM222 223H223V225H222ZM23 224H24V226H23ZM35 224V225H36ZM64 224V225H63ZM71 224H74V225H71ZM84 224V225H83ZM86 224H87V227H85L86 226ZM100 224H102L101 226H100ZM108 226H107V225ZM128 224V225H127ZM133 225V227H132V225ZM137 224V225H136ZM168 224V225H167ZM202 224V223H201ZM227 224H229V225H227ZM5 225V226H4ZM16 225V226H15ZM25 225H27V226H25ZM32 225V226H31ZM45 225H46V227H45ZM49 225V226H48ZM55 225V227L53 228L52 226H54ZM78 225V226H77ZM79 225H80V227H79ZM110 225V226H109ZM121 225V226H120ZM151 226V228H153L154 227V225H156L157 227H156V229L155 228H153L154 229V231L149 227H147V226ZM163 225H164V227L166 228V230H164L165 228H163ZM176 227H174V226ZM203 225V224H202ZM207 225V227H205ZM213 225H214V227H213ZM225 225H227V226H225ZM12 226V229H10V227ZM22 226V227H21ZM73 228H71V227ZM89 226V227H88ZM92 226H94V230L96 231V232H94V231H92L93 229H92ZM98 226H100V227H98ZM107 226V227H106ZM127 226H129L128 228H127ZM161 226H162V229H161ZM168 226V227H167ZM209 226V227H208ZM222 226V227H221ZM3 227H5V228H3ZM23 227H28L27 228V232H26V228L24 229ZM30 227V228H29ZM41 227V228H40ZM43 227V228H42ZM50 227V228H49ZM85 227V230H83V228ZM91 227V228H90ZM101 227H102V229H101ZM108 227H109V229H112L111 231L110 230H108ZM113 227V228H112ZM121 227V228H120ZM174 228L173 230L175 231V232H173V230H171V232L170 231H168V230H170V228ZM225 227V228H224ZM227 227V228H226ZM16 228V229H15ZM34 229V230H36L34 233H36L37 231H39V233H37V234H32L31 233V231H33L32 229ZM67 228H69L68 230H67ZM71 228V229H70ZM88 228V229H87ZM99 228V229H98ZM103 228H105L106 230H104ZM116 228V229H115ZM120 228V229H119ZM134 228L136 229V230H134ZM146 228V230H147V228H148V233H146L145 234V231H143L144 229ZM158 228V229H157ZM167 228H169V229H167ZM221 228V229H220ZM229 228V229H228ZM15 229V230H14ZM18 229V230H17ZM23 229L25 230V233H24V231H23ZM31 229V230H30ZM42 229V230H41ZM44 229H46L45 231H44ZM52 229H54V231L52 230V232H51V230ZM74 229H75V231H74ZM78 229H80V231L78 230ZM91 229V230H90ZM161 229V231L162 232H158L159 230ZM175 229H177V230H175ZM179 229V230H178ZM203 229V230H204ZM226 229V230H225ZM21 230V231H20ZM48 230H49V232H48ZM64 230H67V232L68 233H65V231ZM72 230V231H71ZM76 230H77V232L79 231L80 233L78 234L77 232H76ZM82 230V231H81ZM90 230V231H92L91 233H92V235L90 234V231L88 232V231ZM118 230H120V231H118ZM127 230H129V231H127ZM134 230V231H133ZM152 230V232H151V234L152 235H150V231ZM156 230H158V231H156ZM221 230V231H220ZM224 231V233H222L223 231ZM228 230V231H227ZM40 231L42 232V234L40 233ZM55 231H57V232H55ZM61 231V232H60ZM64 231V232H63ZM69 231H71V232H69ZM87 231V232H86ZM99 231V232H98ZM102 231H105L106 232V236H108V237H105L104 238V233L105 232H102ZM125 231H127V232H125ZM156 231V232H155ZM163 231H166V232H168V235H167V233L166 232H163ZM179 233V235H177L178 233ZM180 231H182V233L180 232ZM2 232V231H1ZM0 232V233H1ZM4 232V231H3ZM6 231H5V233H7ZM48 232V233H47ZM51 232V233H50ZM64 234H63V233ZM76 232V233H75ZM96 233V234H94V233ZM117 232H118V234H117ZM125 232V233H124ZM173 233V235L172 234H170V233ZM187 232V233H186ZM225 232H226V235H225ZM28 233V234H27ZM30 233V234H29ZM55 233V234H54ZM57 233H59V235L57 236ZM73 233V234H72ZM87 233V234H86ZM112 233H114V234H112ZM142 233V234H141ZM144 233V234H143ZM153 233H156L157 234V236H156V234H153ZM162 233H164L165 235H163ZM181 233V234H180ZM185 233V234H184ZM244 233V234H243ZM3 234V233H2ZM2 234H0V235H2ZM39 234H41V235H39ZM67 234V235H66ZM77 234V235H76ZM90 234V235H89ZM100 234H102V235H100ZM109 234V235H108ZM119 234H120V236H119ZM129 234H130V236L132 237L131 238V241L129 240L130 239V236H129ZM136 234V235H135ZM147 234H149V235H147ZM175 234V235H174ZM220 234V233H219ZM35 235V236H34ZM55 235V236H54ZM65 235H66V237H65ZM82 235H83V237H82ZM86 235H87V237L88 238H86ZM90 237H89V236ZM95 235V236H94ZM98 235H100L102 238H104V240L100 237V239H99V236ZM104 235V236H103ZM123 235V236H122ZM124 235H126L125 237H124ZM134 235V236H133ZM140 235V236H139ZM147 235V236H146ZM159 235L162 237V236H164V237H162V239H160V237H159ZM167 235V236H166ZM170 235V236H169ZM182 235V236H181ZM186 235V236H185ZM228 235V236H227ZM243 235H244V237L245 238H243ZM246 235H248V236H246ZM39 236H41V237H39ZM116 236V241L114 240V237ZM118 236V237H117ZM136 236V237H135ZM139 236V237H138ZM146 236V237H145ZM150 236H152V238L150 239ZM169 236V237H168ZM180 236V237H179ZM185 236V237H184ZM254 236V237H255ZM0 237H2V236H0ZM3 237H4V235H3ZM2 237V238H3ZM5 237V238H6ZM16 237H18V238H16ZM21 237V238H20ZM39 237V238H38ZM43 237H44V239H43ZM76 237V238H75ZM78 237V238H77ZM82 237V240L80 239ZM85 237V238H84ZM109 237H111V238H109ZM113 237V238H112ZM120 237H121V240H119L120 239ZM141 237V238H140ZM172 239H171V238ZM221 237H222V239H224L225 240V243H223V240L221 239ZM229 237V238H228ZM244 239H242V238ZM250 237V238H251ZM253 237V238H254ZM20 238V239H19ZM75 240H74V239ZM91 238V239H90ZM106 238H107V242H109L108 240H111V239H113L112 241L114 242L113 243V245H111V246H108V244L111 242L112 243V241H110L108 244H107V242H106ZM109 238V239H108ZM124 238H127V239H125L124 240ZM129 238V239H128ZM137 238H139V240L137 239ZM146 238V239H145ZM168 238H170L171 240H173L172 242L171 241H169V242H164V241H167L166 239H168ZM200 238H202V237H200ZM226 238H228L227 240H226ZM246 238H248V239H246ZM252 238V239H253ZM64 239V240H63ZM73 239V240H72ZM79 239H80V241H79ZM86 239V240H85ZM100 241H99V240ZM117 239L119 240V241H117ZM122 239L124 240V242H126V240H127V244H128V242H132L131 243V248H132V245H134V246H136V247H134L133 246V250H136L135 248H137V250H136V252L138 253V255H137V253L135 254L134 253V251L130 248V247H128V248H130L129 250H131V251H129L128 249H127V246L128 245H126V243L124 244V242L122 241ZM134 239V240H133ZM137 239V240H136ZM147 239H148V241H147ZM160 239V240H159ZM177 239H175V240H177ZM238 239H240V240H238ZM251 239V240H252ZM254 239V240H255ZM1 240H3L2 242H4V243H2L1 242ZM16 240H20L19 242H16ZM39 240V241H38ZM78 242H77V241ZM149 240H152L151 242H149ZM241 240H243V242H244V244L242 245L241 243H240V241ZM246 240V241H245ZM248 240V241H247ZM7 241V242H6ZM49 241V242H48ZM73 241V242H72ZM120 241H122V242H120ZM134 241H140L139 243H137V245H136V242H135V244H133L134 243ZM146 241V242H145ZM160 241V242H159ZM14 242H16V243H14ZM74 242H76V243H74ZM86 244H85V243ZM103 242H105L106 244L104 245V243ZM121 243V245H117L116 243ZM148 242L151 244H149L150 246H152V244L154 243V245H156L157 247H158V253L159 252H161V256L160 255H158V257H157V254L158 253H156L155 252V250H157L156 249V246H154V247H149V245H148ZM153 242V243H152ZM157 242V243H156ZM173 242H175L176 243V246L174 247V248H171L170 250L171 251H169L168 249H169V246L170 245H172V246H174V244L175 243H173ZM74 244V246H75V250H71V249H73V248H71V247H73L72 245ZM84 243V244H83ZM91 243V244H90ZM100 243H103V244H100ZM143 243H145L144 244V246L142 245ZM164 243H168V245H166V244H164ZM212 244L213 245V248L215 249V248H219V246L217 245L216 247H214V245L215 244ZM229 243V244H228ZM246 243V244H245ZM249 243V245L251 244V242H248ZM3 244V245H2ZM19 244V245H18ZM67 244H69V245H67ZM76 244H77V247H76ZM95 244H97V245H95ZM114 244H115V246H114ZM123 244H124V246H123ZM130 244V243H129ZM138 244H140V245H138ZM165 245V247H167V248H165V247H162V245ZM225 244H227V245H225ZM241 244V245H240ZM4 245H7L6 247H7V249H3L1 246H4ZM12 245V246H11ZM47 245V246H46ZM89 245H91V247L89 246ZM118 247H117V246ZM126 245V246H125ZM161 245V247L159 248V246ZM211 245V246H212ZM248 245V244H247ZM257 245H259V246H257ZM86 246H87V248H86ZM108 246V247H107ZM115 247V249L113 248V247ZM125 250V251H128L129 252V254H131L132 255V257H130V255L128 254V252L126 253L127 254V257H124V256H126L125 254H124V250L123 249H121V250H123V251H121L120 250V248L121 247ZM138 246V247H137ZM145 246H147V247H145ZM171 246V247H172ZM208 246V245H207ZM228 246H229V248H228ZM254 246H251V248L252 247H254ZM19 247H21V248H19ZM90 247V248H89ZM103 247H105V248H103ZM113 248V249H111V248ZM117 247V248H116ZM140 247V248H139ZM143 248V252H138L139 250L138 249H140V251H142V248ZM226 247V248H225ZM254 247V248H255ZM259 247V248H258ZM13 248V249H12ZM78 248V249H77ZM118 248H119V250H118ZM161 248H162V251L163 252H166V250L167 251H169L170 252V254L172 253V255L174 256L173 258H174V263H172L173 261V259H172V255H171V258L168 256V254H169V252H168V254L167 255H164L165 253H163L162 251H161ZM164 248V249H163ZM250 248V250H249V252L251 251H253L252 249ZM255 248V249H256ZM77 249V250H76ZM102 249V250H101ZM104 249V250H103ZM108 249V250H107ZM146 249V250H145ZM148 249H150V250H152V251H150L149 252V250ZM159 249H160V251H159ZM173 249H174V251H173ZM208 249H209V252L212 250H214V249H211L210 250V246L206 249L207 251H208ZM4 250V251H3ZM79 250V251H78ZM101 250V251H100ZM216 250V249H215ZM218 250H220V248L218 249ZM5 251H8V252H5ZM74 251V252H73ZM106 251H107V253H106ZM116 252L115 253V255L113 254L114 252ZM117 251H121V252H118L117 253ZM144 251H146V253L147 254H145L144 255V257L146 258H144V260H142V256H143V254H144ZM241 251V252H240ZM2 252V253H1ZM78 254H77V253ZM122 252H123V254H122ZM150 254H149V253ZM151 252H152V254H151ZM208 252V253H209ZM216 252V251H215ZM214 251L212 252V254L213 253H215ZM7 253V254H6ZM101 253V254H100ZM119 253H121V254H119ZM156 253V254H155ZM239 253L241 254V256H239ZM247 255H249L248 254V251L247 252H245ZM258 254V256H257V254ZM72 254V255H71ZM91 254V255H90ZM110 256H109V255ZM118 254V255H117ZM133 254H135V255H137V256H135V258H134V256H133ZM153 254H155L154 255V257H153ZM160 254V253H159ZM162 254L164 255L163 257H162ZM116 255H117V257H116ZM142 255V256H141ZM147 255V256H146ZM148 255H151L152 257H150V256H148ZM184 255V254H183ZM182 255V256H183ZM7 256V257H6ZM83 256V257H82ZM120 258H119V257ZM155 256H156V259H154L155 258ZM165 256H166V258H165ZM181 256V258H183L184 259V261H183V259H182V261L180 262H178V263H181V264H185L187 261H185V259L187 258H184V257H182ZM218 256V257H217ZM223 256V257H222ZM229 256V257H228ZM252 256H254V257H252ZM115 257V258H114ZM163 258V259H167L168 257V259L167 260H162V259H157V258ZM225 257V258H224ZM3 258V259H2ZM87 258V259H86ZM109 258V259H108ZM118 258H119V260H118ZM126 258V259H125ZM131 258V259H130ZM139 258V259H138ZM141 258V259H140ZM176 258V259H175ZM76 259V260H75ZM77 259H79V261H77ZM116 259H117V261H116ZM121 259V260H120ZM124 259H125V261H124ZM155 261H154V260ZM214 259V258H213ZM216 259V261H215V259L213 260V262H212V259H210V258H208V261L210 262H206L205 264H211V262H212V264L213 263H216L218 260ZM227 259H229L228 261H227ZM5 260H6V262H5ZM127 260V261H126ZM150 260V261H151ZM158 260V261H157ZM161 260V261H160ZM148 261L149 260H147V263H148ZM163 261V262H162ZM172 261V262H171ZM215 261V262H214ZM219 261L217 262L218 264H219ZM146 262V261H145ZM183 262V263H182ZM220 262V263H221ZM225 262H223V263H225ZM244 262V263H245ZM125 263V264H126ZM133 263H135V262H131V264H133ZM146 263V264H147ZM165 263V264H166ZM136 264V263H135ZM138 264V263H137ZM187 264V263H186ZM188 264H189V262H188Z\"/></svg>",
    "mask_w": 264,
    "mask_h": 264
},
{
    "label": "bare ground",
    "instance_id": "2",
    "mask_svg": "<svg viewBox=\"0 0 264 264\" xmlns=\"http://www.w3.org/2000/svg\"><path fill=\"white\" fill-rule=\"evenodd\" d=\"M10 1V0H9ZM16 1H18V0H16ZM71 1V0H70ZM78 1H80V2H82V0H78ZM98 2H96V0L95 1H93V3H91V4H93V5H91V6H95V3H99V1L100 0H97ZM123 1V0H122ZM122 1H120V2H122ZM126 1V0H125ZM128 1V0H127ZM132 1V0H131ZM135 1V0H134ZM146 1V0H145ZM150 1V0H149ZM152 1V0H151ZM154 1V0H153ZM157 1H159V0H157ZM175 0H173V2H174ZM184 1V0H183ZM246 1L249 3L250 1L249 0H244V3H246ZM14 2V1H13ZM61 2H63V1H61ZM84 2V1H83ZM89 2V1H88ZM95 2V3H94ZM133 2V1H132ZM131 2V3H132ZM156 4H157V2L156 1H154ZM235 2V1H234ZM255 3V0H252L251 1V3ZM256 2H260V1H257L256 0ZM117 3V2H116ZM130 3V1L129 2H127V4H131ZM136 3V2H135ZM154 3V4H155ZM179 3V2H178ZM182 3V2H181ZM180 3V4H181ZM258 3H256V5H257V9H256V5L255 4H246V5H249L248 6V10L251 8L252 10H258V11H262V13L260 12V14H258L259 12H257V14L259 15V16H261V14H264V4L262 5V3H259V4H261L260 5V8H261V10L260 9H258L259 7H258ZM85 4V2L83 3V5ZM89 4H90V2H89ZM96 4V5H97ZM106 3H104V6H103V4H102V6H103V9H102V11L100 10V13H99V15L101 14V12H102V14L104 15V17H105V19H106V23L104 24V25H101V24H97L96 26H95V28H94V32H95V34H94V40H93V43H94V46L96 47V49L98 50V51H100V52H102V53H104V58H103V62L101 63V65L99 66L100 68H103L104 70L103 71H105V72H110V73H112L113 74V76H114V80H126V81H124V83H127V84H125V86H123L121 83H120V85L121 86H119L117 89H116V92L115 93H111L110 91H108V90H106L105 88H100V89H98V90H95V91H91L90 90V88L93 86L92 85V83L89 81V80H87V79H85L84 77H82V76H80L79 75V73L78 74H75L74 75V79H75V81H76V87H75V90H74V92L76 91L78 94H81L82 96H84V98H85V100L87 101V103H88V105H87V107L85 108V114H86V116L87 117H89L90 118V120L92 119L94 122H96L97 124L98 123H101L100 125H102V127H105V129L107 130V131H111V130H113L114 128H115V125H116V123L118 122V121H121V122H123V124H124V127H125V130L126 131H128V127L126 126L128 123H130L131 124V126L136 130V132H137V138L135 139V140H133V146L135 147H137L139 150H138V153H139V156L140 157H142V159L143 160H140L141 158L139 157V166H141V168L139 169V170H141L142 172H146V170H150L151 171V173L153 172L156 176L155 177H157V180L155 181V183H154V185H153V187L152 188H150V186H149V184H148V181L150 180V178L145 174V173H140V174H137L136 176H135V180L137 181V183L138 184H140V185H142V186H144L147 190H149V192H151L153 195H155L156 197L157 196H159V198H161L162 197V199L167 203V206H168V211H169V217H170V219H173L174 221L176 220V221H178V222H176V223H178L177 224V226H179V227H177V228H180V230H182V231H188V232H191L195 237H191L190 235H188L189 237L188 238H181L180 236V238H175L176 237V235H175V237L173 236V238H174V241H178V242H176L177 244H178V246L176 247V252H177V249H178V252H179V250H180V255L182 254H184L182 257H184V258H186L185 259V261H187L186 263L188 264V262H189V264H205L206 262L208 263L209 261H208V258H210V259H212V262H213V260L215 259V261H216V255H214V254H216L217 253V251L219 252V251H221V250H223V249H221V247H220V245H218V242H219V244H221L220 243V241H219V239H220V236H219V239L218 240H216L217 241V245L219 246V248H220V250H218L219 248L217 247V248H213V243L215 242H213L211 245H210V243H211V239H214V238H211L212 236H214V235H216V234H214V235H209L208 233H210V232H212L213 230H212V228H211V230H209V228H207L208 230H205L204 229V227H203V229H202V226H204L205 224L203 223V219L204 218H202V220H200V218H201V216L202 215H204V214H202L203 212H201V211H203V209H200V206L201 205H199V203H200V201H198V200H201V199H199L200 197H201V195H199L197 192H199L200 191V189H199V191H196L197 189H196V186L198 185L197 183H195V182H199V181H196V180H198L197 179V177L196 176H198V174L195 176V174L197 173L196 171H198V169L196 170V169H194V171L196 172V173H193V171H192V169H193V165L191 164L192 163V161L194 160H192V161H190V157H192V158H195L196 160H198L199 161V163H201V165L203 166V168L204 167H206V166H208V165H206V163L205 162H207V158H208V155H207V158L205 157L204 158V156L202 155V154H204V151H203V148L201 147V144L198 142V138H196V137H194V136H192V133L190 132L191 131V129L189 128V125L187 124V122L184 120V117L188 114V110H186V109H178L179 107H181V106H183L184 104L183 103H186V102H190V103H192V101H193V99L195 98H197L196 100H198L199 101V99L201 100V99H204L205 97H206V99L208 98L209 100L210 99H213V100H215V97L214 96H216L217 94H219V93H216V92H218L217 90L219 89L218 87V85H220V80H215L216 82H219V84L217 85L216 83L214 84V80H213V78H214V76H213V78H212V74H214V70L213 69H211V68H213V66L215 65V63L217 62V66H218V63L220 62L221 63V61L223 62L224 60H222V58H221V61L219 60H213V59H216L215 57L216 56H212V58H211V56H205V57H207L205 60L203 59V61L202 60H200V58L202 59L203 57H204V55L203 56H201V57H199V58H197L196 57V55H194L193 54V52L192 51H194V50H192L194 47L192 46V45H194V44H191V45H186V44H189V42L188 43H186L185 42V40H178V36L177 35H179L180 33H178V29L180 28L179 27V25H177V27H179V28H175V27H173V24L171 25V27H173V28H175L176 30H178V31H173V33H175V35L177 36L176 38H177V40L175 41L176 43H177V45L178 44H180V43H178V41L180 42V41H183L182 43H184L185 42V47H184V50L183 49H180L179 51H177L176 50V47L175 48H173V47H171V45H172V42L173 41H171V40H168V39H172L173 40V38L171 37V38H169L168 37V34L170 33H168V34H165L164 32H166V30L165 29H167L166 27H164L167 23H163V24H165L164 26H162L161 27V29L160 28H158V26H156V25H158V24H156L155 25V27H152V26H147V25H142V23L143 22H141V23H139V21L138 20H143V19H141V17L139 16L138 17V19H137V17L135 16L134 18L131 16V15H134L135 14V12L136 13H138L137 12V9L136 10H134V13L132 14H130L129 12H131V11H133L131 8H132V5H131V8L130 7H128V8H130L131 9V11H129V12H127L125 15H119V13H118V7H119V5H117V8L116 7H114L113 5V7L114 8H106L105 5ZM151 4H153V3H151ZM153 4V5H154ZM190 4V3H189ZM66 5V4H65ZM121 5H122V3H121ZM121 5H120V7H121ZM136 5H138V3L136 4ZM148 5V4H147ZM158 5H161V3L159 4H157V6H156V8L157 7H159ZM176 5H178V4H176ZM251 5H252V7L254 8V6H255V9H253L252 7H251ZM254 5V6H253ZM99 6H100V4H99ZM99 6H97V7H99ZM102 6H100L99 8L101 9L102 8ZM134 6V5H133ZM138 6H141V5H138ZM162 6V5H161ZM261 6H263V7H261ZM64 7V6H63ZM92 7V8H93ZM96 7V10L98 9L99 10V8H97ZM104 7H105V9H104ZM119 7V8H120ZM147 7V6H146ZM152 7V6H151ZM175 7V6H174ZM58 8H60V7H58ZM126 8V7H125ZM144 7H142V9H143ZM149 8V7H148ZM177 8V7H176ZM263 8V9H262ZM71 9V8H70ZM90 9V8H89ZM127 9V8H126ZM144 9H146V8H144ZM250 9V10H251ZM40 10V9H39ZM46 10H47V8H46ZM69 10V9H68ZM84 10H85V8H84ZM83 10V12L85 13L86 11H84ZM96 10H94V8H93V11H94V13L96 14ZM151 10V9H150ZM157 10H158V8H157ZM161 9L159 8V10H158V13H159V11H160ZM173 10V9H172ZM174 10H176V9H174ZM73 11H74V9H73ZM92 11V10H91ZM125 11H127V10H125ZM178 11V10H177ZM69 11H67V13H68ZM78 12V11H77ZM82 12V16H83V13ZM98 12V11H97ZM140 12V11H139ZM161 12H162V10H161ZM172 12V11H171ZM176 12V11H175ZM75 13V12H74ZM79 13V12H78ZM92 13V12H91ZM94 13H93V15H94ZM180 13H182V12H180ZM187 13V12H186ZM232 13H234V12H232ZM253 13V12H252ZM70 14V13H69ZM81 14V13H80ZM142 14V13H141ZM163 14V13H162ZM161 14V15H162ZM177 14V13H176ZM188 14V13H187ZM55 15V14H54ZM136 15V14H135ZM139 15H140V13H139ZM191 15V14H190ZM246 15V14H245ZM24 17V16H22V13L18 10V8L15 6V4H13V3H11V4H8L7 3V0H0V21L3 19V20H5V22H4V24H3V29H10L11 30V27L10 26H12V24L14 23V24H16V22H18L19 23V19H21V21H22V18L21 17ZM84 16H85V14H84ZM96 16H97V14H96ZM147 16V15H146ZM185 16V15H184ZM188 16V15H187ZM93 17V16H92ZM170 17V16H169ZM175 17V16H174ZM186 17V16H185ZM198 17V16H197ZM255 17V16H254ZM262 17V16H261ZM263 17H264V15H263ZM262 17V18H263ZM77 18V17H76ZM84 18V17H83ZM140 18V19H139ZM163 18V16L161 17V19ZM188 18H189V16H188ZM199 18V17H198ZM69 19V18H68ZM67 19V20H68ZM135 19V20H134ZM136 19H137V21H138V24H137V21H136ZM185 19V18H184ZM187 19V18H186ZM194 19V18H193ZM217 19V18H216ZM215 19V20H216ZM233 19V18H232ZM234 19H238V18H234ZM251 19V18H250ZM247 20V21H245L246 22V25H247V23L249 24V22L248 21H250V23H252L253 24V22L256 24V22H255V20L252 18V21L251 20ZM65 20V19H64ZM66 20V21H67ZM88 20V19H87ZM145 20V19H144ZM163 20V19H162ZM178 20V19H177ZM182 20V19H181ZM201 20V19H200ZM207 20V19H206ZM224 20V19H223ZM254 20V21H253ZM264 20V19H263ZM16 21V22H15ZM73 21H74V19H73ZM148 21V20H147ZM160 21V20H159ZM172 21V20H171ZM180 21V20H179ZM209 21V20H208ZM228 21V20H227ZM234 21V20H233ZM83 22H85L86 24H87V22H89V21H83ZM149 22L150 21H148V22H146L145 24H149ZM161 22H163V21H161ZM188 22V21H187ZM193 22V21H192ZM192 22H190L191 23V25H192ZM195 22V21H194ZM197 22V24L200 22H198V21H196ZM206 22V21H205ZM235 22H238V21H235ZM244 22V21H243ZM2 23V22H1ZM0 23V25H2ZM71 23V22H70ZM170 23V22H169ZM177 23V22H176ZM183 23V22H182ZM186 23V22H185ZM202 23V22H201ZM200 23V24H201ZM64 24V23H63ZM80 23L78 22V25H79ZM144 24V23H143ZM152 24V23H151ZM161 25H162V23H160ZM179 24V23H178ZM188 24V23H187ZM186 24V25H187ZM197 24L195 25V29L197 28V30H199L198 29V27H197ZM232 24V23H231ZM235 24V23H234ZM238 24V23H237ZM252 24H249L250 26V28H251V25ZM254 24V25H255ZM65 25V24H64ZM153 25V24H152ZM169 25V24H168ZM221 25V24H220ZM242 26H243V28H244V26H246V25H243V24H241ZM16 25H14L13 27H15ZM188 26H190V24H188ZM236 26V25H235ZM242 26H241V28H242ZM67 27V26H66ZM75 27H77V26H75ZM157 27V28H156ZM184 27V26H183ZM186 27V26H185ZM201 27V26H200ZM211 27V26H210ZM239 27H240V25H239ZM247 28H245L246 30H249V28H248V25L246 26ZM254 27V26H253ZM257 27H259V25L257 24ZM257 27H255V28H257ZM260 27H261V29H262V27H264L263 26V24H262V26H261V24H260ZM30 28V27H29ZM28 28V29H29ZM84 28V27H83ZM190 28V27H189ZM191 28H192V26H191ZM193 28H194V26H193ZM193 28H192V30H193ZM212 28V27H211ZM217 28H219V27H217ZM236 28H237V30H238V26H236ZM236 28H234V26H233V30H235L236 31ZM239 29L238 31H240V30H242V29ZM56 29V28H55ZM70 29V28H69ZM180 29H182V27L180 28ZM184 29V28H183ZM183 29H182V31H183ZM207 29H208V27H207ZM214 29V28H213ZM216 29V28H215ZM230 29H231V27H230ZM230 29H229V31H230ZM245 29H243L242 31H246ZM253 29V28H252ZM260 28H258V29H256L257 30V33L258 32H262V30L264 29H260V31H258ZM14 29H12V31H11V35H12V33L14 32L13 31ZM26 30V29H25ZM30 30V29H29ZM78 30V29H77ZM168 30V29H167ZM171 30H172V28H171ZM190 30V29H189ZM196 30V31H197ZM217 30V29H216ZM215 30V31H216ZM233 30H232V33H234L233 32ZM6 31H8L7 33H10V31L9 30H6ZM75 31V30H74ZM87 31V30H86ZM181 31V33H183ZM212 30H210L209 32H211ZM264 31V30H263ZM25 32H29L30 33V31H28V30H26ZM49 32V31H48ZM61 32V31H60ZM67 32V31H66ZM186 32H187V30L185 31V35H186ZM190 32H192V31H190ZM193 32H195V30L193 31ZM231 32V31H230ZM237 32V31H236ZM235 32V34H237ZM248 32V33H247ZM246 33L247 34H249V31H247ZM252 32H255V31H252ZM41 33V32H40ZM54 33H56V32H54ZM54 33H52V36H53V34ZM224 33V32H223ZM231 33V34H232ZM240 33H243V32H240ZM255 34V35H263V33H259V34ZM4 34V33H3ZM2 34V31H1V29H0V104H3V106L2 107H4V106H6V105H8L9 106V104L11 105V104H13V106L16 104V105H18V106H24V107H26L25 106V104H26V102L28 101V100H30V103L31 102H38V101H42V100H44V103H45V105H51V108H53V110L57 113H61L60 112V108L58 107L57 108V106L58 105H56L55 107H53V102H52V100L53 99H55V98H53L52 100H50L48 97H47V91L48 90H50L49 88L47 89V87L48 86H50L51 87V83L53 84V82H50L51 80H49V77H51L50 75V72H48V69L47 68H45V64L43 63V61H42V58H41V55H40V53H32V54H34V55H31V53H30V55H28L29 53L26 51L25 53L24 52H22V51H20V50H17L16 48L15 49H12L11 48V45H12V43H11V45H10V43L9 42H11V41H9V36L8 35H3ZM32 33H30V36H32L31 35ZM62 33H60V35H61ZM195 34H197V33H195ZM226 34V33H225ZM254 34H253V36H254ZM49 35V34H48ZM55 35V34H54ZM57 35H59V34H57ZM59 35V36H60ZM82 35V34H81ZM171 35H172V31H171ZM174 35V34H173ZM181 35H183V34H181ZM184 35V36H185ZM194 35V33H192V36ZM198 35V34H197ZM220 35V34H219ZM219 35H217V36H219ZM229 35H230V33H229ZM234 35V34H233ZM239 35V34H238ZM237 35V36H238ZM242 35V34H241ZM243 35H244V33H243ZM250 35H251V33H250ZM16 37H17V35H15ZM36 36V35H35ZM39 36V35H38ZM37 36V37H38ZM43 36V35H42ZM41 36V37H42ZM50 36V35H49ZM51 36V37H52ZM191 36V35H190ZM196 36V35H195ZM209 36V35H208ZM221 36V35H220ZM245 36H247V35H245ZM244 36V37H245ZM252 36V37H253ZM11 37V36H10ZM54 37V36H53ZM56 38H57V36H55ZM182 36H180V38H181ZM187 37V36H186ZM189 37V36H188ZM204 37V36H203ZM210 37V36H209ZM223 37V36H222ZM240 37V36H239ZM242 38L241 39H243V36H241ZM248 37H249V35H248ZM252 37H251V39H252ZM258 38H260V39H262V41L261 42H263V40H264V36H262V37H260V36H257ZM13 38H15V37H13ZM12 38V39H13ZM56 38H52V40L53 39H55L54 40V43H55V41L57 42V40H56ZM175 38V39H176ZM179 38V39H180ZM212 38H214V37H212ZM216 38V37H215ZM230 39L232 38V36L231 37H229ZM37 39H39V38H37ZM57 39H59V38H57ZM184 39V38H183ZM193 39H194V37H193ZM229 39V42L230 41H232V40H230ZM247 40L248 39H250V38H246ZM245 39V40H246ZM250 39V40H251ZM19 41L18 39H16L15 38V41ZM40 40H41V38H40ZM60 40V39H59ZM196 40V39H195ZM206 40V39H205ZM216 40V39H215ZM244 40V39H243ZM249 40V41H250ZM256 40V38L254 37L253 38V40L252 41H255ZM14 42L13 43V45H15V43L18 45V42ZM171 43H170V42ZM240 41V40H239ZM252 41H250V43L252 44ZM256 41H259L258 39L256 40ZM20 42V41H19ZM175 42H173V43H175ZM260 42V41H259ZM260 42V43H261ZM44 43V42H43ZM76 43V42H75ZM82 44H83V46H85L87 49H89V42H88V39H83L82 40V42H81ZM197 43H198V41H197ZM45 44V43H44ZM52 44V43H51ZM73 44V43H72ZM169 44H171V45H169ZM199 44V43H198ZM197 44V45H198ZM204 44V43H203ZM257 44V43H256ZM41 46H42V44H40ZM40 45H39V49H37V50H40L41 48H43V46L42 47H40ZM47 45H49V44H47ZM46 45V46H47ZM174 45V44H173ZM176 44H175V46H177ZM182 44H180V45H178V48L181 46ZM197 45H195V46H197ZM200 45H201V42H200ZM207 45H208V43H207ZM53 46H55V44H53ZM59 46V45H58ZM77 46V45H76ZM240 46H241V44H240ZM262 46V45H261ZM55 47H57V46H55ZM82 47V46H81ZM170 47L171 48H173V49H175L174 51L173 50H171L170 49ZM187 47H190V48H192L191 50L192 51H190V50H188V52L189 53H192V55L190 56L189 55V53H187L188 55H186V53L184 52V51H186L185 50V48H187ZM200 47V46H199ZM203 47H205L204 45H203ZM203 47H202V49H203ZM237 47V46H236ZM247 47V46H246ZM37 48V47H36ZM53 48V47H52ZM58 48V47H57ZM57 48H56V50H57ZM60 48V47H59ZM177 48V49H178ZM181 48H183V47H181ZM207 48V47H206ZM205 48V49H206ZM210 48V47H209ZM212 48V47H211ZM24 49V48H23ZM45 49V48H44ZM61 49H63V48H61ZM195 50H197L198 49V47H197V49L196 48H194ZM205 49H203V50H205ZM27 50V49H26ZM36 50V52H39V51H37ZM207 50H209V49H207ZM239 50V49H238ZM35 51V50H34ZM40 51H43V49H41ZM45 51V50H44ZM50 51V50H49ZM49 51H46L45 53H48ZM61 51H63V50H61ZM71 51V50H70ZM202 51V50H201ZM217 51V50H216ZM51 52H54V50H52L51 49ZM50 52V53H51ZM185 53V54H183V53ZM187 52V51H186ZM195 52V51H194ZM198 52H200V49L197 51V53ZM203 52V51H202ZM205 53H207L206 52V50L204 51ZM209 52H210V50L208 51V53H207V55L209 54ZM222 52V51H221ZM27 53V54H26ZM50 53H49V55H50ZM55 53V52H54ZM54 53H51V55L52 54H54ZM201 53V52H200ZM199 53V54H200ZM248 53H250V52H248ZM196 54V53H195ZM198 54V55H199ZM211 54V53H210ZM231 54V53H230ZM255 53L253 52V55H254ZM197 55V56H198ZM202 55V54H201ZM206 55V54H205ZM221 55V54H220ZM247 55V54H246ZM251 55V54H250ZM251 56L252 57V59L251 58H249V60L251 59L252 61H253V57L255 56ZM48 56V55H47ZM53 56V55H52ZM200 56V55H199ZM224 56V55H223ZM249 56V55H248ZM248 56H246L247 58H248ZM245 57V56H244ZM50 58V57H49ZM75 58V57H74ZM230 58V57H229ZM51 59V58H50ZM52 60V59H51ZM54 60H56V57H55V59ZM76 60V59H75ZM85 60H89V59H85ZM59 61V60H58ZM57 61V62H58ZM60 61H61V59H60ZM59 61V63H61L62 64V62H60ZM70 61V60H69ZM72 61V60H71ZM50 62V61H49ZM56 62V61H55ZM82 62V61H81ZM263 61H261V63H262ZM53 63V62H52ZM72 63V62H71ZM83 63V62H82ZM227 63V62H226ZM226 63H224V64H226ZM241 63V62H240ZM243 63V62H242ZM252 63V62H251ZM255 63V62H254ZM260 63V62H259ZM50 64H51V62H50ZM55 64V63H54ZM61 64L60 65H58V66H61ZM234 64V63H233ZM247 64V63H246ZM48 65H49V63H48ZM72 65V64H71ZM88 65V64H87ZM90 65H93V64H90ZM221 65V64H220ZM223 65V64H222ZM251 65V64H250ZM254 65V64H253ZM253 65H252V67H253ZM53 66V65H52ZM55 66V65H54ZM66 66H68V65H66ZM89 66V65H88ZM226 66H228L227 68L229 69V64H227ZM225 66V67H226ZM238 66V65H237ZM82 67V66H81ZM215 67V66H214ZM221 67V66H220ZM216 68L215 70L217 71H219V69H220V72L222 71V67L221 68ZM224 67V66H223ZM233 67V66H232ZM236 67V66H235ZM248 67H249V65H248ZM54 68V67H53ZM64 68V67H63ZM72 68V67H71ZM74 68L75 67H73L72 69L74 70ZM259 68V67H258ZM65 69V68H64ZM63 69V70H64ZM91 69V68H90ZM96 69V68H95ZM240 69V68H239ZM248 69V68H247ZM46 70H47V73H49L50 75H48L47 76V73H46ZM61 71H62V68L60 69ZM212 70H213V72H212ZM233 70V69H232ZM237 70V69H236ZM249 70H251V68L249 69ZM65 71V70H64ZM75 71V70H74ZM242 71V70H241ZM248 71V70H247ZM67 72V71H66ZM124 72H128V73H130V76H128L127 74L125 75L124 74ZM220 72H218V73H216L215 72V74H217V76H219L220 75ZM224 74H226V75H224L222 72H221V74H223L222 75V77L223 76H225L226 78V80H227V82L229 83V76L227 77V73H228V75H229V72H227V71H225V68H224ZM227 72V73H226ZM235 72V71H234ZM237 72H238V70H237ZM243 72V71H242ZM250 72V71H249ZM56 74L58 73V71L57 72H55ZM101 73V72H100ZM239 73V72H238ZM244 73V72H243ZM246 73H248V72H246ZM252 73V72H251ZM53 74H54V71H53ZM59 74V73H58ZM58 74H57V76H58ZM62 74V73H61ZM60 74V75H61ZM64 74V73H63ZM62 74V75H63ZM89 74H90V72H89ZM88 74V75H89ZM132 74V75H131ZM66 75V74H65ZM107 75V74H106ZM248 75V74H247ZM251 75V74H250ZM249 75V76H250ZM55 77H56V79H58L57 78V76L56 75H54ZM67 76V75H66ZM217 76H215L217 79H218V77ZM63 77V76H62ZM61 77V78H62ZM73 77V76H72ZM97 77H98V75H97ZM97 77H94V78H97ZM206 77V78H205ZM116 78V79H115ZM216 78H214V79H216ZM219 78H221V75L219 76ZM51 79L53 80V77H51ZM64 79V78H63ZM63 79H62V82H63ZM105 79V78H104ZM112 79V78H111ZM205 79V80H204ZM209 79H211V80H213L211 83H213V84H211L210 82L208 83V81H209ZM222 79V78H221ZM61 80V79H60ZM102 80H103V78H102ZM106 80V82H108L107 81V79H105ZM104 80V81H105ZM204 80V81H203ZM260 80V79H259ZM53 81H56L55 79L53 80ZM59 81V80H58ZM64 81H65V79H64ZM113 81V80H112ZM205 81H206V83H205ZM251 81V83L253 82V80L251 79L250 80ZM263 81V80H262ZM61 82V81H60ZM59 82V83H60ZM61 82V83H62ZM103 82V81H102ZM223 82V80L221 81V83ZM58 83V82H57ZM65 83V82H64ZM63 83V84H64ZM172 85H171V84ZM225 84H224V86H227V83H226V81L224 82ZM254 83V82H253ZM106 84V83H105ZM204 84V85H203ZM211 84V85H210ZM59 85V84H58ZM205 85H206V87H205ZM208 85H210V86H208ZM215 85V86H214ZM218 87H217V86ZM222 85V84H221ZM220 85V89L219 90H221V88H222V86ZM229 85V84H228ZM246 85V84H245ZM65 86H67V85H65ZM65 86H63V87H65ZM110 86V85H109ZM123 86V87H122ZM170 86H172V91L173 92H171V94H173V95H171L172 97L171 98H173L172 100H171V98H169L168 100L166 99V98H168L167 96H169L170 95V90L171 89H169V87ZM208 86V87H207ZM212 86H214V87H212ZM257 86V85H256ZM55 87H56V85H55ZM62 87V85H61V88H63ZM215 87H217V90L215 89ZM261 87V86H260ZM52 88H54V87H52ZM68 88V87H67ZM193 88V90L195 89V94L199 91V92H201V94H203V93H205L207 96H204V94H203V97H202V95H201V98L200 97H197L198 96V94H197V96H195V94H194V92H193V94L191 93L192 91H189V89H192ZM229 88V86H227V89ZM262 88V87H261ZM47 89V90H46ZM59 89V88H58ZM65 89V88H64ZM109 89V88H108ZM223 89V88H222ZM224 89H226V87L224 88ZM226 89V90H227ZM254 89V88H253ZM257 89V88H256ZM45 90H46V92H45ZM54 90V89H53ZM60 90H62V89H60ZM66 90H68V89H66ZM196 90H197V92H196ZM229 90V89H228ZM228 90H227V92H228ZM51 91V90H50ZM50 91L48 92L49 94H50ZM55 91V90H54ZM53 91V93H56V92H54ZM65 90H63V92H64ZM112 91V90H111ZM114 92V91H113ZM169 94H168V93ZM203 92V93H202ZM220 92V91H219ZM223 92V90L220 92V93H222ZM226 92V91H225ZM231 92H233V91H231ZM52 92H51V95L53 94ZM59 93L60 94H63L62 92H60L59 91ZM66 94H67V92H65ZM75 94V93H73L74 95H77V96H74L73 95V97H76V98H78L79 99V97H78V94ZM57 94V93H56ZM65 94V95H66ZM166 94H168V95H166ZM194 95V96H192V95ZM215 94V95H214ZM223 94H225V93H223ZM227 94V93H226ZM225 94V95H226ZM229 94V93H228ZM234 94V93H233ZM54 95V94H53ZM65 95H63L65 98H67V96H65ZM199 95V96H200ZM222 95V94H221ZM252 95V94H251ZM250 95V96H251ZM263 95V94H262ZM61 96V98H62V101L63 100H66V102H67V99H65V98H63V96L62 95H59V97ZM95 96H97L98 97V100H96L95 99ZM219 96H220V94H219ZM218 96V97H219ZM56 97H58V96H56ZM73 97H68V101H70L69 100V98L70 99H73ZM217 97V96H216ZM223 95H222V99L221 98H216V101H213V100H210V102L209 103H212L211 101H213L214 103V105H212V104H209L210 105V107H211V105L212 106H215L216 105V102H217V100H218V102L219 103H217V104H219V106H221V100H222V103H223V101L224 100H226L225 98L227 97V98H229L228 96H226L224 99H223ZM199 98V99H198ZM57 99V98H56ZM60 99V98H59ZM78 99H73V101H74V103H75V101H78ZM81 99V98H80ZM207 99V100H208ZM221 99V100H220ZM58 100V99H57ZM207 100H206V103H207ZM208 100V101H209ZM227 100H229V99H227ZM54 101V100H53ZM170 101V102H169ZM198 101H194L193 102V104L194 105H196V106H198L199 105V102ZM264 101V100H263ZM43 102V101H42ZM70 102H72V101H70ZM70 102H68V103H70ZM196 102L198 103V104H196ZM202 102L204 103L205 101H203L202 100ZM201 101H200V103H202ZM229 102V101H228ZM228 102L226 103V101H224V105H223V110L222 111H224L225 110V116L227 117V110H226V108H227V106H226V104H228ZM251 102V101H250ZM59 103V102H58ZM61 103V102H60ZM74 103H73V107H76V106H78V105H76L75 104V106H74ZM76 103H78V102H76ZM84 103V102H83ZM131 103L133 104V103H137L138 104V107H140V112L137 114L138 116H139V119H135V117H134V115H133V113H129L128 111L131 109V107H130V105H131ZM176 104V105H179L178 106V108H174L175 106L173 105L172 106V104ZM206 103H204V104H201L202 105V107L204 106V105H207ZM39 104V103H38ZM55 104H56V101H55ZM16 105L14 106V107H16ZM192 105V104H191ZM191 105L190 104H188V107L190 106L191 107ZM194 105H192V106H194ZM201 105H200V107H201ZM62 105H60V107H61ZM133 106H134V104H133ZM195 106V107H196ZM208 106V105H207ZM207 106H205V107H207ZM218 105L216 106V108H218L219 107ZM1 107V106H0ZM7 107V106H6ZM13 107V108H14ZM21 107H20V109H21ZM24 107H22L23 109H24ZM29 107V106H28ZM33 107V106H32ZM45 106H44V104H43V107H41L40 106V108H43V109H45V113H46V108H44ZM66 107V106H65ZM69 107H71V109L73 110V112H72V110L71 111H67L66 110V112H65V114H63V116H62V114H61V119H60V117H59V119L62 121V123H63V126L64 127H66V129L68 128V127H70L71 125H74V124H77V122H76V120L78 121V117H77V115H78V113L76 112L78 109H79V107H76V109L77 110H75V113H77V115L74 113V109L72 108V106H70L69 105ZM201 107V109H204V107L202 108ZM209 107V106H208ZM11 108H12V106H11ZM10 108V109H11ZM36 108H37V106H36ZM81 108H82V106H81ZM187 108V107H186ZM211 108H213V107H211ZM216 108H215V110H216ZM33 109V108H32ZM35 109V108H34ZM38 110H39V108H37ZM69 109V108H68ZM195 109V108H194ZM193 108H192V110H194ZM196 109H197V107H196ZM195 109V110H196ZM198 109H199V106H198ZM208 109V108H207ZM5 110V109H4ZM22 110V109H21ZM28 110V109H27ZM30 110V109H29ZM36 110V109H35ZM42 110V109H41ZM191 110V109H190ZM205 110V109H204ZM203 110V111H204ZM212 110H214V109H212ZM31 111V110H30ZM40 111V110H39ZM48 111V110H47ZM53 111V112H54ZM62 112H63V110H61ZM199 111H201V110H199ZM208 111H210V110H208ZM254 111V109L252 110V112ZM260 111V110H259ZM12 112V111H11ZM18 112V111H17ZM49 112V111H48ZM47 112V113H48ZM80 112V111H79ZM190 112H192V111H190ZM194 112V111H193ZM196 112V111H195ZM205 112H206V110H205ZM262 112V111H261ZM20 113H21V111H20ZM42 114L43 115V119H44V115H46V114ZM204 113V112H203ZM207 113H209L210 114V112H206V114ZM212 113H213V111H212ZM219 113V112H218ZM217 113V114H218ZM229 113V112H228ZM247 113H249V112H247ZM29 114V113H28ZM27 114V115H28ZM52 114H54V113H52ZM198 113H196L195 114V116L197 115ZM257 114V113H256ZM262 114V113H261ZM3 115V114H2ZM30 115V114H29ZM37 115V114H36ZM41 115V116H42ZM48 115H50V113L48 114ZM57 115V114H56ZM80 115H81V112H80ZM79 115V116H80ZM208 115V114H207ZM206 115V116H207ZM219 115V114H218ZM218 115H216V119L218 120L219 118H217L218 117ZM221 115H222V113H221ZM1 116V115H0ZM31 116V115H30ZM51 116V115H50ZM59 115H57V117H58ZM190 116V115H189ZM188 116V117H189ZM194 116V117H195ZM198 116V115H197ZM201 116V115H200ZM199 116V117H200ZM223 116V115H222ZM228 116H229V114H228ZM16 117V116H15ZM34 117V116H33ZM52 117V116H51ZM50 117V118H51ZM198 117V121L197 120H195V119H197V117H195V119H193V118H191L192 120H195V121H197L198 123V127H200L201 126V124H200V122L199 121H201V120H199V119H202L203 117L201 116V118H199ZM28 118H29V116H28ZM37 118H39V119H36V118H34V119H36V120H22V119H12V120H1L0 121V182L2 183H4V185L6 184V185H9L10 183H11V181H13L14 180V176L16 175V173H15V169H17V168H15V165L17 164H19L18 163V161H21V160H16V157H23V156H29V157H31L32 158V160H35V162L37 161V162H39V166H40V164L41 163H43V164H45V165H48V168H50L49 166L50 165H52V164H54V161H58V159L57 160H54L53 161V157L51 158L50 156H47L46 154L47 153H45V150L47 151V149H49V147H50V145L53 147V144L51 143L52 142V139H53V137L55 136V133H56V130L58 131L59 130V127L58 126H56V128H53V129H56V130H50V128H51V126H46L41 120H40V118H42V117H38L37 116ZM53 118V117H52ZM82 119L84 118L83 116L81 117ZM89 118H88V120H89ZM80 120L79 119V121H83V120ZM215 119V121L216 122H218L217 120ZM189 120V119H188ZM192 120H191V124L193 123L192 122ZM221 120H222V122H223V119L221 118ZM220 120V121H221ZM227 120V119H226ZM228 120H229V117H228ZM46 121V120H45ZM56 121H58L57 119H56ZM78 121V123H80ZM87 121V120H86ZM195 121H194V124L193 125H197V124H195ZM210 121H212V120H210ZM214 121V122H215ZM219 121V124L220 123H222V122H220ZM257 121V120H256ZM259 121V120H258ZM257 121V122H258ZM76 122V123H75ZM93 122V123H94ZM203 122V121H202ZM216 122H215V124H216ZM249 122V121H248ZM83 123H85V122H82V124ZM54 124H55V121H54ZM81 124V125H82ZM199 124H200V126H199ZM207 124H208V122H207ZM211 124H212V122H211ZM215 124H213V125H215ZM223 124V123H222ZM228 124V123H227ZM85 125V124H84ZM99 125V124H98ZM97 125V126H98ZM210 125V124H209ZM63 126H61V127H63ZM76 126V125H75ZM211 126V125H210ZM215 126H217V125H215ZM221 124H220V126L218 125V127H220V133H223L225 130V128H227V126L224 128H222L221 129ZM264 126V125H263ZM50 127V128H49ZM54 127V126H53ZM58 127V128H57ZM79 127V126H78ZM82 127V126H81ZM121 127V126H120ZM194 127V126H193ZM197 126H196V128L197 129H199ZM206 127V126H205ZM208 127V126H207ZM212 127H214V126H212ZM228 128H229V126H228ZM227 128V129H228ZM74 129V128H73ZM93 129V128H92ZM99 129V128H98ZM122 129V128H121ZM193 129V128H192ZM207 129V128H206ZM210 129V128H209ZM209 129H207L208 131H206V134L208 135L210 132H211V130L209 131ZM215 129V130H214ZM212 128V130L214 131V133L216 134V133H218V131H219V129L216 131V128ZM68 130V129H67ZM66 130V131H67ZM72 130V129H71ZM90 130V129H89ZM103 130H104V128H103ZM195 130V129H194ZM64 131V130H63ZM73 131V130H72ZM197 131V130H196ZM200 131V129L197 131V132H199ZM216 131V132H215ZM227 131V130H226ZM262 131H264V129L262 130ZM67 132H69V130L67 131ZM80 133H76V134H83V133H81L82 131H79ZM89 132H91V131H89ZM207 132H209V133H207ZM64 133V132H63ZM72 133H75V132H72ZM92 133V132H91ZM202 133V132H201ZM61 134H62V132H61ZM60 134V132H59V135H61ZM65 134V133H64ZM69 134H71V131L69 132ZM94 134V133H93ZM227 134H228V131H227ZM67 135H68V133H67ZM80 135H79V138H82V137H80ZM95 135V137H97V135L96 134H94ZM207 135H206V137H207ZM218 135H219V133H218ZM217 134H216V136H218ZM223 135V134H222ZM264 135V134H263ZM57 136V135H56ZM62 136V135H61ZM69 136V135H68ZM83 136V135H82ZM124 136V135H123ZM209 136V135H208ZM215 136V135H214ZM215 136V138H216V140H217V137ZM225 136H228V135H225ZM225 136H224V139L223 140H225L226 138H225ZM58 137H60V136H58ZM63 137V136H62ZM73 137V136H72ZM75 137H78V136H75ZM89 137H90V135H89ZM88 137V138H89ZM99 137V136H98ZM205 137V138H206ZM229 137V136H228ZM63 138H65V136L63 137ZM63 138H61V140H63L64 141V139ZM74 138V137H73ZM88 138H87V140H88ZM102 138V137H101ZM101 138H99V139H101ZM122 138V137H121ZM135 138V137H134ZM58 139V138H57ZM56 138H55V140H57ZM74 140V139H73ZM76 140H78V138L76 139ZM222 140V141H223ZM66 141V140H65ZM82 141V140H81ZM93 141V140H92ZM205 141V140H204ZM207 141V140H206ZM205 141V142H206ZM54 142V141H53ZM73 142V141H72ZM72 142H71V140H70V142H69V144L71 143V145H72ZM76 142V141H75ZM74 142V143H75ZM85 142V141H84ZM97 142V141H96ZM103 142V141H102ZM201 142V141H200ZM204 142V143H205ZM226 142V141H225ZM225 142H223L222 143V145L224 146L225 144ZM228 142V141H227ZM226 142V143H227ZM57 143H60V140L57 142ZM77 143V142H76ZM83 143V142H82ZM89 143V142H88ZM111 143V142H110ZM124 143H125V140H124ZM130 143V142H129ZM202 143V142H201ZM208 143H209V141H208ZM220 143H221V140H220ZM67 144V143H66ZM80 144V143H79ZM122 144H123V141H122ZM128 144V143H127ZM203 144V143H202ZM228 144V143H227ZM59 145H61V143L59 144ZM89 145H91L90 143H89ZM95 145H96V143H95ZM107 145H109V144H107ZM126 145V144H125ZM207 145V144H206ZM210 145H213L214 146V144H211L210 143ZM210 145H208V146H210ZM229 145V144H228ZM66 146V145H65ZM76 146V144H74V147ZM105 146V145H104ZM118 146V145H117ZM121 146V145H120ZM126 146H128V145H126ZM132 146V147H133ZM227 146V145H226ZM225 146V147H226ZM56 147V146H55ZM59 147V146H58ZM89 147H91V146H89ZM101 147H103V145L101 146ZM207 147V146H206ZM224 147V148H225ZM59 148H61V147H59ZM59 148L57 149V150H59ZM76 148V147H75ZM80 148V147H79ZM104 148H106V147H104ZM127 148V147H126ZM126 148H124L125 150H126ZM209 148V147H208ZM207 148V149H208ZM221 149H223L222 147H220ZM219 148V149H220ZM229 148V147H228ZM51 149V148H50ZM53 149V148H52ZM51 149V150H52ZM65 149H67L66 147H65ZM78 149V148H77ZM87 149H89V148H87ZM110 149H111V147H110ZM201 149H202V151H203V153L201 154ZM211 149H213L212 150V152L214 151V148H211ZM218 149V150H219ZM261 149V148H260ZM51 150H48V151H51ZM80 150V149H79ZM101 150H103V148H101ZM100 150V152L98 153V156H97V158H98V160H99V162L101 163V165H102V167L104 168V167H109V166H107L106 164L107 163H105V161L104 160H102V151ZM112 150V149H111ZM113 150H114V148H113ZM123 149H121V151H122ZM124 150V151H125ZM135 150V149H134ZM229 150V149H228ZM228 150H227V152H228ZM55 151L56 150H52V153L54 152L55 153ZM77 151V150H76ZM81 152H82V150H80ZM85 151V150H84ZM83 151V152H84ZM90 151V150H89ZM88 151V152H89ZM93 151V150H92ZM91 151V152H92ZM121 151H119V152H117V153H115V154H113L114 156H112L111 158H110V162H112V161H116L118 164L119 163H121L122 164V166H123V161H122V157H125V156H123L124 154L123 153H125V152H121ZM129 151V150H128ZM223 151V150H222ZM224 151L226 152V149H224ZM57 152V151H56ZM72 152V151H71ZM78 152V151H77ZM81 153L82 155L80 156V157H83V154L85 153ZM91 152H89V153H91ZM103 152H104V150H103ZM108 152V151H107ZM111 152V151H110ZM211 151H210V153H212ZM49 153H51V152H49ZM48 153V154H49ZM114 153V152H113ZM133 153V152H132ZM223 153V152H222ZM70 154V152L68 153V155ZM91 154H93V153H91ZM91 154H89L90 156H91ZM97 154V153H96ZM104 154V153H103ZM126 154V153H125ZM207 154V153H206ZM213 154H215V153H213ZM213 154H211V156L213 155ZM217 154V153H216ZM214 155V157L216 156L217 157V155ZM220 154V153H219ZM227 153H223L222 155H226ZM51 155V154H50ZM53 155V154H52ZM61 155H63V154H61ZM71 155V154H70ZM69 155V156H70ZM78 155V154H77ZM76 155V156H77ZM85 155H86V153H85ZM131 155V154H130ZM136 155V154H135ZM222 155H220V157H223ZM60 156V155H59ZM89 156V157H90ZM93 156V155H92ZM91 156V157H92ZM109 156V155H108ZM111 156V155H110ZM133 156V155H132ZM219 156V155H218ZM28 157V158H29ZM58 157V156H57ZM61 157V156H60ZM72 157H73V155H72ZM88 156H86V158H89ZM130 157V156H129ZM152 157H155L154 159L156 160V161H158L157 159H156V157H161V158H163L164 159V161L161 163V164H158V163H160L159 161H158V163L157 164H151L150 163V161H151V158ZM219 157V158H220ZM225 157V156H224ZM224 157H223V159H224ZM229 157V156H228ZM30 158V159H31ZM55 159H56V157H54ZM62 158H63V160H64V157L62 156ZM78 158H79V156H78ZM106 158V157H105ZM136 158V157H135ZM210 158V161H211V157H209ZM218 158V157H217ZM217 158H215L216 160H217ZM20 159V158H19ZM30 159H28V160H30ZM82 159H85V157L84 158H82ZM92 159H93V157H92ZM92 159H91V161L89 162L88 161V159H86L88 162H89V166H91L90 165V163H92ZM189 159V160H188ZM206 161H205V160ZM25 160H26V157H25ZM24 160V161H25ZM61 161H63L62 159H60ZM67 160H69V158L67 159ZM70 160H71V157H70ZM86 160H85V163H86ZM125 161H126V159H124ZM213 160V159H212ZM218 160H220V159H218ZM222 160V159H221ZM72 161V160H71ZM77 161V160H76ZM82 161V160H81ZM156 161H155V163H156ZM195 161V160H194ZM215 160H213V162H214ZM36 162V163H37ZM59 162V161H58ZM94 162H95V159H94ZM113 162V163H114ZM152 162H154L153 161V159H152ZM216 163L217 162H220L221 163V161H215ZM226 162H228V161H226ZM225 162V167H224V173H222V175H223V177H224V179H225V182L227 183V182H229V181H226L227 179L229 180V178H227L226 176H228V174L226 173V170H229L228 168L226 169V165L229 163H226ZM33 163V162H32ZM31 163V164H32ZM63 163H65V161H63ZM62 163V164H63ZM67 163H68V161H67ZM67 163H65L66 165H67ZM73 163H75V161L73 162ZM73 163H72V165H73ZM77 163H79V162H77ZM76 163V164H77ZM198 163V164H199ZM209 163V162H208ZM25 164V163H24ZM30 164V165H31ZM56 164H58V163H56ZM70 164V163H69ZM81 164V163H80ZM96 165H97V163H95ZM195 164V163H194ZM21 165V164H20ZM33 165H35V163L33 164ZM33 165H31V167L33 166ZM44 165V166H45ZM61 165V164H60ZM59 164H58V169L60 170V168L64 165H61L60 166ZM71 165V164H70ZM70 165H67V166H70ZM78 165V164H77ZM77 165H75V166H77ZM100 165V166H101ZM115 165V164H114ZM125 165V167L128 169V170H130V172H132V171H134V169H135V166H136V162L132 159V158H130V159H128V162L127 163H125L124 164ZM211 165V164H210ZM23 166V164L21 165V166H19V167H22ZM28 166V165H27ZM36 166H38V165H36ZM39 166H38V168H39ZM59 166H60V168H59ZM92 166H94L93 164H92ZM196 166V165H195ZM198 166V165H197ZM212 166H214V167H216V164L214 163V164H212L211 165V167ZM18 167V166H17ZM18 167V168H19ZM45 167H47V166H45ZM53 167H54V165H53ZM56 168H57V166H55ZM64 167V166H63ZM97 167V166H96ZM223 167V166H222ZM40 168H42V167H40ZM39 168V169H40ZM110 169H111V167H109ZM126 168H124L125 170H126ZM137 168H139V167H137ZM136 168V170L134 171V172H138V169ZM31 169V168H30ZM64 169V168H63ZM69 169H74V167L72 168H70L69 167ZM80 169H81V165H80ZM92 169V168H91ZM98 169V168H97ZM200 169L201 168H199V171H200ZM223 169V168H222ZM19 169H17V171H18ZM35 170H37V167L35 168ZM42 170H43V168H42ZM55 170V169H54ZM61 170H62V168H61ZM60 170V171H61ZM64 170H67V168H66V166H65V169ZM71 170V171H72ZM78 170H79V168H78ZM83 170V169H82ZM87 170V169H86ZM93 170H94V168H93ZM102 170V169H101ZM100 170V171H101ZM106 170H108V168L106 169ZM124 170V171H125ZM208 170V169H207ZM217 170L219 171V168L217 167ZM216 170V171H217ZM23 171V170H22ZM46 171V170H45ZM56 171H58L57 169H56ZM68 171V170H67ZM118 171V170H117ZM30 172H32V174L31 175H33L34 176V174H33V171H30ZM40 172H42L41 170H40ZM43 172H44V170H43ZM42 172V173H43ZM47 172V171H46ZM69 172V171H68ZM73 172H74V170H73ZM72 172V173H73ZM79 172V171H78ZM76 173L77 175L79 174V173ZM94 172H95V170H94ZM93 171H92V174L94 173ZM105 172V171H104ZM114 172V171H113ZM211 171H208L207 173L209 174ZM223 172V171H222ZM26 173V172H25ZM50 173H51V171H50ZM63 173H64V171H63ZM71 173V174H72ZM82 173V171L80 172V174ZM99 173V172H98ZM101 173V172H100ZM106 173V172H105ZM147 173V172H146ZM218 173V172H217ZM220 173V172H219ZM229 173V172H228ZM18 174H20L19 172H18ZM29 174V173H28ZM40 174V173H39ZM46 174H49V173H46ZM53 174H54V172L52 173V176L51 177H53ZM57 174H58V172H57ZM56 174V175H57ZM64 174H66V173H64ZM68 174V173H67ZM95 174H97V173H95ZM103 174V173H102ZM110 174V173H109ZM123 174V173H122ZM133 174V173H132ZM135 174V173H134ZM150 174V173H149ZM201 174V173H200ZM212 174V173H211ZM26 175V174H25ZM50 175V174H49ZM48 175V176H49ZM68 175H70V174H68ZM73 175H75V174H73ZM82 175V174H81ZM111 175V174H110ZM113 175V174H112ZM202 175V174H201ZM217 175V174H216ZM221 175V174H220ZM27 176V175H26ZM62 176V175H61ZM67 176V175H66ZM65 176V177H66ZM79 176V175H78ZM78 176H76L77 178H78ZM88 176V175H87ZM90 176V175H89ZM114 176V175H113ZM152 176V175H151ZM202 176H204V175H202ZM201 176V177H202ZM38 177H39V175H38ZM45 177H46V175H45ZM58 177V176H57ZM72 177V176H71ZM75 177V176H74ZM91 177H93V176H91ZM111 177V176H110ZM133 177V176H132ZM153 177V176H152ZM155 177H153V179H151V180H154V178ZM200 177V176H199ZM198 177V178H199ZM30 178H32V176L30 177ZM36 179H37V177H35ZM41 178V177H40ZM43 178H44V176H43ZM50 178V177H49ZM54 178V177H53ZM59 178H60V176H59ZM64 178V177H63ZM70 178V177H69ZM76 178V179H77ZM87 178H89V177H87ZM106 178V177H105ZM208 178V177H207ZM215 178V177H214ZM213 178V180L212 181H214L215 179ZM217 178H218V180H220L221 178H222V176L220 177V179H219V177L217 176ZM227 178V179H226ZM19 179H21V178H19ZM25 179V178H24ZM34 179V178H33ZM46 179V178H45ZM72 179V178H71ZM27 180V179H26ZM25 180V181H26ZM39 180V179H38ZM42 180V179H41ZM40 180V181H41ZM57 180H58V178H57ZM73 180V179H72ZM108 180H109V176H108ZM205 180V179H204ZM21 181L23 182V180L21 179ZM30 181V180H29ZM28 181V182H29ZM46 181V180H45ZM50 181V180H49ZM56 181V180H55ZM202 181V180H201ZM222 181H223V179H222ZM27 182V183H28ZM33 182V181H32ZM34 182H36V180H34ZM53 182H54V180H53ZM62 182V181H61ZM67 182V181H66ZM78 182H81V181H77L76 183L77 184H79ZM92 182V181H91ZM103 182V181H102ZM105 182H107V180L105 181ZM150 182V181H149ZM153 182V181H152ZM205 182V181H204ZM218 182V181H217ZM216 182V183H217ZM46 183V182H45ZM51 183H52V181H51ZM71 183V182H70ZM74 183H75V181H74ZM89 183H90V181H89ZM130 183V182H129ZM202 184H204L203 183V181L201 182ZM200 183V184H201ZM219 183H221V181H219ZM223 183V182H222ZM226 183H224L225 185H227ZM14 184V183H13ZM26 184V183H25ZM24 184V185H25ZM32 184H34V183H32ZM38 184L39 183H37V186H38ZM81 184H83V183H81ZM81 184H79L78 186H81ZM91 184V183H90ZM94 184V183H93ZM110 186H111V189L110 190H113L114 192H116L115 194H117V193H119V195L121 194V193H125L126 194V199H127V206H128V208H131V209H139V208H142V207H144L145 206V204L147 205V202L145 203V201H143V198H141V196L138 194V193H136V192H134L131 188H130V185L128 184V177L127 176H124L123 177V179L122 180H116V179H113L112 177H111V180H110ZM197 184V185H196ZM201 184V185H202ZM11 185V184H10ZM36 185V184H35ZM54 185V184H53ZM58 185H59V183H58ZM60 185H62L63 186V184H60ZM67 185H68V183H67ZM71 185H72V183H71ZM71 185H69V186H71ZM74 185V184H73ZM85 185H86V183H85ZM85 185L83 186V187H85ZM106 185V184H105ZM200 185V186H201ZM0 186H1V184H0ZM19 185H17L16 187H18ZM23 186V185H22ZM27 186V185H26ZM34 186V185H33ZM32 186V187H33ZM42 186V185H41ZM44 186V185H43ZM50 186V185H49ZM56 186V185H55ZM76 186V185H75ZM77 186V187H78ZM81 186V187H82ZM99 186H101V185H99ZM215 186V185H214ZM220 186L222 187V185L220 184ZM2 187H4L3 185H2ZM27 187H29V186H27ZM26 187V188H27ZM51 187H52V184H51ZM58 187V189H59V191L58 192H60V188H59V186H57ZM61 187V186H60ZM67 187V186H66ZM73 186H71V188H72ZM76 187V188H77ZM81 188V189H77L79 192H81L80 190H83L84 191V188ZM87 187V186H86ZM85 187V188H86ZM90 187H91V185H90ZM203 187V186H202ZM201 187V188H202ZM209 187V186H208ZM211 187H213V186H211ZM216 188H217V186H215ZM8 188H9V186H8ZM44 188V187H43ZM92 188V187H91ZM97 188V187H96ZM135 188H136V186H135ZM215 188V189H216ZM224 188V187H223ZM0 189H1V187H0ZM13 189V188H12ZM15 189H17V188H15ZM29 189V188H28ZM42 189V188H41ZM137 189V188H136ZM139 189V188H138ZM209 190H210V187L208 188ZM222 189V188H221ZM225 191L228 189L229 190V187L227 188V186H225ZM3 190V189H2ZM4 190H6V189H4ZM26 190V189H25ZM45 190H47L46 188H45ZM76 190V191H77ZM92 190V189H91ZM90 190V191H91ZM109 190V191H110ZM203 190H204V188H203ZM214 190V189H213ZM219 190V189H218ZM223 190V189H222ZM9 191H11V190H9ZM53 191V190H52ZM62 191V190H61ZM67 191V190H66ZM82 191V192H83ZM85 191H88V188L85 190ZM96 191V190H95ZM112 191V192H113ZM214 191H216V190H214ZM224 191V190H223ZM6 191H4V193H5ZM12 192V191H11ZM10 192V193H11ZM15 192H16V190H15ZM18 192V191H17ZM29 191L27 190V191H25V193H26V195L25 194H23V192H22V194L23 195H25L26 197H27V193H28ZM36 192H38V191H36ZM64 192V191H63ZM70 192V191H69ZM68 192V193H69ZM79 192H77L78 193V196H79ZM80 193V196L81 195H83V193ZM98 192H100V191H98ZM111 192V191H110ZM143 192V191H142ZM141 192V194L142 195H144L143 193ZM207 192V193H206ZM0 193H2L1 191H0ZM86 195L87 194H89V192H84ZM92 193H94L93 191H92ZM211 193V192H210ZM220 193V192H219ZM226 192H224V194H225ZM229 193V192H228ZM6 194V193H5ZM15 194V193H14ZM21 194V193H20ZM51 194V193H50ZM91 194V193H90ZM89 194V195H90ZM97 194V193H96ZM114 194V195H115ZM201 194H203V192L201 191ZM205 194L207 195L206 196V198L208 199V198H210L212 195H208V191H207V189H206V191H205ZM216 194V193H215ZM221 194V193H220ZM10 195H12V194H10ZM69 195V194H68ZM85 195V196H86ZM91 195H93V194H91ZM98 195H100V194H98ZM110 195V194H109ZM109 195H107L106 197H108V199H111V198H114L113 196L111 197V195H110V197H109ZM118 195V196H119ZM146 195V194H145ZM198 195H199V197H198ZM221 195H223V194H221ZM227 195V194H226ZM2 196H3V193H2ZM6 196V195H5ZM24 196V197H25ZM31 196V195H30ZM53 196V195H52ZM51 196V197H52ZM65 196V195H64ZM72 196V195H71ZM76 196V195H75ZM75 196H74V198H75ZM94 196V195H93ZM122 196V195H121ZM203 196V195H202ZM209 196V197H208ZM224 196V195H223ZM36 197V195L34 196V198ZM47 197V196H46ZM89 198V196L87 195L86 197H85V201H83L84 200V197H83V200H82V202L84 203V202H86V198ZM94 197H96V196H94ZM146 197H147V195H146ZM151 197V195H149V197H147V198H149V199H151L150 198ZM214 197H215V195H214ZM3 198H4V196H3ZM6 198V197H5ZM13 198V197H12ZM20 199H21V197H19ZM32 198V197H31ZM40 198H41V196H40ZM56 198V197H55ZM77 199H78V197H76ZM81 198V197H80ZM91 198H92V201H90V202H92L93 203V197L91 196ZM146 198V199H147ZM203 199H204V197H202ZM212 199H213V197H211ZM210 198V199H211ZM219 198H221L220 196H219ZM219 198L217 197V199L219 200ZM224 198V197H223ZM9 199V198H8ZM19 199V200H20ZM23 199V198H22ZM28 199V198H27ZM26 199V200H27ZM29 199H30V197H29ZM44 199V198H43ZM50 199V198H49ZM58 199V198H57ZM72 199V198H71ZM106 200H107V198H105ZM145 199V200H146ZM207 199H204V200H206V202H208L207 201ZM211 199V200H212ZM215 199V198H214ZM229 199V198H228ZM14 200V199H13ZM33 199H31V201H32ZM38 200H39V198H38ZM37 200V201H38ZM59 200H61L62 202H63V200L62 199H59ZM79 200V199H78ZM159 200V199H158ZM223 200H225V198L223 199ZM222 200V202L221 203H224V201ZM18 201V200H17ZM29 201V200H28ZM34 201H36V200H34ZM33 201V203H35ZM58 201V200H57ZM56 201V202H57ZM77 201V200H76ZM80 201H81V199H80ZM89 201V200H88ZM87 201V205H88V202ZM95 201H96V199H95ZM94 201V202H95ZM108 201H110V200H108ZM155 201H156V199H155ZM154 201V202H155ZM220 201V200H219ZM218 201V202H219ZM3 202V201H2ZM4 202H5V199H4ZM3 202V203H4ZM10 202V201H9ZM26 203H27V201H25ZM51 202V201H50ZM64 202H66V201H64ZM69 202V201H68ZM107 201H105V203H106ZM112 202V201H111ZM110 202V203H111ZM114 202H115V200H114ZM114 202L112 203V204H114ZM124 202V201H123ZM199 202V203H198ZM202 202V205H203V200L201 201ZM205 202V203H206ZM213 202V201H212ZM217 202V200H216V203L217 204H219ZM21 204H22V201L20 202ZM38 203H39V201H38ZM38 203H37V206H38ZM76 203V202H75ZM75 203H73L74 205H75ZM77 203H79V202H77ZM83 203H81V206L83 207ZM91 203V204H92ZM99 203H100V201H99ZM164 203V202H163ZM166 203H165V205H166ZM215 203V204H216ZM229 202L227 201V204H228ZM0 204H2V203H0ZM6 204V203H5ZM8 204V203H7ZM5 205V206H7V207H9L8 205ZM10 204V203H9ZM42 204V200H41V203H40V205ZM53 204V203H52ZM51 204V205H52ZM59 204H61L60 203V201H59ZM94 204V203H93ZM126 204V203H125ZM154 203H152V205H153ZM156 204V203H155ZM3 205V204H2ZM14 205H16V204H14ZM18 205V204H17ZM26 205V204H25ZM29 205V204H28ZM27 205V206H28ZM65 205V204H64ZM67 205V204H66ZM104 205V204H103ZM159 205H160V202H159ZM164 205V207H166ZM211 205H212V203H211ZM209 206L210 207V209H208L209 211L211 210V207H214V204H213V206ZM222 205V204H221ZM225 205H226V203H225ZM225 205H222L221 207H223V206H225ZM19 206V205H18ZM21 206V205H20ZM19 206V207H20ZM23 206V205H22ZM30 206V205H29ZM28 206V207H29ZM33 206V205H32ZM48 206H50V205H48ZM55 206V205H54ZM70 206V205H69ZM80 206V205H79ZM78 206V207H79ZM85 206H86V204H85ZM107 206H108V204H107ZM156 206V205H155ZM203 206H205V205H203ZM17 207V206H16ZM31 207V206H30ZM41 207V206H40ZM47 207V206H46ZM57 207V206H56ZM71 207L73 208V205H71ZM81 207V209L82 210H84V211H82L83 213L87 210V208H85V209H83ZM88 207V206H87ZM90 207H91V205H90ZM93 207V206H92ZM91 207V210L93 209V208H95V207H93L92 208ZM97 207V206H96ZM111 207V206H110ZM112 207H113V205H112ZM121 207V206H120ZM153 207V206H152ZM152 207H151V209H152ZM217 207V206H216ZM219 207V206H218ZM218 207H217V209H218ZM13 208H14V206H13ZM12 208V209H13ZM24 207H22V208H19V209H23ZM77 207H75V209H76ZM80 208V207H79ZM79 208H77V209H79ZM122 208V207H121ZM126 208V207H125ZM226 208H228V206L226 207ZM4 209V208H3ZM5 209H7V208H5ZM10 209V208H9ZM9 209H7V211L9 210ZM15 209V208H14ZM13 209V212H12V210L10 209V211L12 212H7V213H11V214H13V213H15V214H17V210L16 209H18V207L14 210ZM18 209V210H19ZM25 209V208H24ZM28 209V208H27ZM34 209V208H33ZM32 209V210H33ZM52 209H55V208H53L52 207ZM60 209V208H59ZM70 209V208H69ZM98 209H99V207L97 208V210L96 211H93V212H95V214H99L97 211H98ZM106 209V208H105ZM111 209V208H110ZM155 209H156V207H155ZM165 209H167V208H165ZM216 209V210H217ZM224 209L225 208H223L222 209V211H224ZM56 210V209H55ZM72 210V209H71ZM103 210V209H102ZM109 210V209H108ZM123 210V209H122ZM121 210V211H122ZM162 210H163V208H162ZM161 210V211H162ZM212 210H213V208H212ZM220 210V209H219ZM228 210V212H229V208L227 209ZM16 211V212H15ZM21 212L23 211V210H20ZM19 211V213H21ZM26 211V210H25ZM24 211V212H25ZM43 211V210H42ZM54 211V210H53ZM60 211V210H59ZM64 211V210H63ZM63 211H61V212H63ZM78 211V210H77ZM76 211V212H77ZM87 211H89V210H87ZM87 211H86V213H87ZM112 211H114V210H112ZM204 211H205V209H204ZM0 212H2V211H0ZM23 212V213H24ZM27 212V215L29 214L28 212L29 211H26ZM41 211H39V213H40ZM50 212V211H49ZM54 212H56V211H54ZM61 212H60V215H61ZM71 212H74V211H71ZM71 212H70V214H71ZM81 212V210L79 211V213ZM100 212V211H99ZM109 212V211H108ZM123 213L125 212V210L124 211H122ZM154 212V211H153ZM208 212V211H207ZM211 212V211H210ZM213 212V211H212ZM214 212H215V208H214ZM213 212V214L212 215H215V213ZM225 213H226V210L224 211ZM227 212V215L229 214ZM18 213V214H19ZM34 213V212H33ZM32 213V214H33ZM37 213H38V210H37ZM51 214L50 215H52L53 213L52 212H50ZM65 213V212H64ZM66 213H67V211H66ZM86 213H84L85 214V216H83L82 215V219H84L87 215H86ZM89 213V212H88ZM87 213V214H88ZM102 213V212H101ZM107 213V212H106ZM110 213V212H109ZM109 213H107L105 216H104V220L106 221V216H109ZM164 213L165 212H163V214H161V215H164ZM205 213V212H204ZM10 214V215H11ZM35 214V213H34ZM33 214V215H34ZM44 214V213H43ZM55 214V213H54ZM58 214V213H57ZM68 214V213H67ZM66 214V215H67ZM78 214V213H77ZM82 214V213H81ZM80 214V215H81ZM112 214V213H111ZM119 214H121V213H119ZM206 214V213H205ZM219 214V213H218ZM223 214V216L224 217H226L225 216V214L224 213H222ZM221 214V215H222ZM14 215V214H13ZM26 215V216H27ZM36 215V214H35ZM34 215V216H35ZM65 215V216H66ZM72 216H73V214H71ZM90 216H91V212H90V214H89ZM89 215L87 216V217H89ZM97 215H95V218H98L97 217ZM123 215V214H122ZM126 215V214H125ZM168 215H167V217H168ZM209 214H207V216H208ZM220 215V214H219ZM221 215H220V217H221ZM1 216V215H0ZM5 216V215H4ZM48 216H49V214H48ZM55 216H56V214H55ZM55 216H54V218H55ZM74 216H75V213H74ZM77 216V215H76ZM75 216V217H76ZM79 216V215H78ZM77 216V217H78ZM118 216V215H117ZM121 216V215H120ZM204 216H206V215H204ZM206 216V217H207ZM217 216V215H216ZM10 217V216H9ZM33 217V216H32ZM42 217V216H41ZM62 217H64V216H62ZM67 217V216H66ZM100 217V216H99ZM101 217H103V213L101 214ZM111 217H112V215H111ZM121 217H123V216H121ZM121 217H120V220H121ZM164 217H165V215H164ZM203 217V216H202ZM205 217V218H206ZM210 217V216H209ZM31 218V217H30ZM40 218V217H39ZM52 218V220H54L53 219V217H51ZM57 218V217H56ZM60 218V217H59ZM108 218V217H107ZM124 218V217H123ZM127 218V217H126ZM161 218V217H160ZM211 218H213V217H211ZM226 218H228V217H226ZM226 218L224 219L226 222L227 221H229V218H228V220H226ZM5 219H9V218H6L5 217ZM4 219V220H5ZM20 219V218H19ZM19 219H16V220H19ZM23 219V218H22ZM48 219V218H47ZM61 219V218H60ZM64 219V218H63ZM71 219V218H70ZM69 218H68V220H70ZM74 218L72 217V220H73ZM114 219V218H113ZM153 220H156V219H154V218H152ZM164 220H166L165 218H163ZM208 219H210V218H208ZM223 219V218H222ZM14 220V219H13ZM40 220V219H39ZM42 220V219H41ZM57 221H58V219H56ZM62 220V219H61ZM60 220V221H61ZM65 220V219H64ZM76 220H77V218L75 219V222H76ZM78 220H80V217L78 218ZM103 220V221H104ZM118 220V219H117ZM117 220H113V222H114V224H116V225H119L120 224V222L121 221H117ZM207 220V219H206ZM213 220V219H212ZM10 221V220H9ZM8 221V222H9ZM25 221H27V220H25ZM36 221V220H35ZM49 221H50V219H49ZM55 221V220H54ZM53 221V222H54ZM57 221H55V222H57ZM97 221H99V220H97ZM102 221V222H103ZM104 221V222H105ZM108 221V220H107ZM124 221H126L125 219H124ZM132 221V220H131ZM161 221H162V219H161ZM168 221L169 220H166V222L168 223ZM202 221V222H201ZM210 221V220H209ZM214 221H215V219H214ZM213 221V222H214ZM217 221V220H216ZM221 221H223V220H221ZM2 222V221H1ZM28 222H31V221H27V223ZM52 222V221H51ZM62 222V221H61ZM65 223H66V221H64ZM69 222V221H68ZM96 222V221H95ZM122 222H123V220H122ZM121 222V223H122ZM129 222V220H127V223ZM148 222H151V221H148ZM159 222H160V220H159ZM158 222V223H159ZM163 222H165V221H163ZM165 222V223H166ZM225 222V223H226ZM17 223H18V221H17ZM20 223H22V221L20 220ZM24 223V222H23ZM26 223V224H27ZM32 223H34V221H32ZM36 223H39V221H38V219H37V221H36ZM35 223V224H36ZM46 222H44V224H45ZM50 223V222H49ZM48 223V224H49ZM64 223V224H65ZM83 223H85V222H83ZM93 223V221L91 222V224ZM99 223H101V222H99ZM99 223H97L96 222V224L98 225ZM108 223H111V222H108ZM124 223V222H123ZM136 223H137V221H136ZM157 223V224H158ZM165 223H163V224H165ZM203 225H202V224ZM5 224V223H4ZM19 224V223H18ZM25 224V223H24ZM24 224H23V226H24ZM28 224H31V223H28ZM34 224V226L33 227H36L35 229L36 230H38L37 229V227L39 226V225H35ZM52 224V223H51ZM51 224H49V225H51ZM62 223H60L59 225V227L61 228V225ZM63 224V225H64ZM75 224V223H74ZM74 224H71V225H74ZM77 224V223H76ZM76 224H75V227H76ZM89 226H91L90 225V223L88 222L87 223ZM87 224H86V226L85 227H87ZM152 224H154V222L153 223H151V225ZM169 224V223H168ZM167 224V225H168ZM174 224V223H173ZM210 224H212V221H210ZM215 224V223H214ZM221 224V223H220ZM48 225V226H49ZM53 225V224H52ZM84 225V224H83ZM102 224H100V226H101ZM107 225V224H106ZM128 225V224H127ZM132 225V224H131ZM137 225V224H136ZM159 225V224H158ZM166 225V224H165ZM170 225V224H169ZM216 225H217V229H215L216 230V232L215 233H217L218 231V223L216 222ZM222 225H223V223H222ZM227 225H229V224H227ZM227 225H225V226H227ZM2 224H1V226H0V234H2V235H0V236H2L3 237V235H4V237L2 238V237H0L1 239H7L8 238V236L6 237V234H8L9 236H13V241H14V239H15V237H14V235H13V233H11V235L9 234L10 233V231L9 232H7L8 230L6 229H4V230H1V228H2ZM5 226V225H4ZM16 226V225H15ZM25 226H27V225H25ZM32 226V225H31ZM78 226V225H77ZM88 226V227H89ZM100 226H98V227H100ZM108 226V225H107ZM106 226V227H107ZM110 226V225H109ZM121 226V225H120ZM174 226V225H173ZM22 227V226H21ZM45 227H46V225H45ZM53 228L55 227V225L54 226H52ZM71 227V226H70ZM79 227H80V225H79ZM85 227L83 228V230H85ZM129 226H127V228H128ZM132 227H133V225H132ZM148 228L150 227L151 228V226H147ZM156 225H154V227L153 228H155L156 229ZM168 227V226H167ZM175 227V226H174ZM205 227H207V225L205 226ZM209 227V226H208ZM213 227H214V225H213ZM222 227V226H221ZM228 227V226H227ZM226 227V228H227ZM3 228H5V227H3ZM24 229L26 228V227H23ZM28 228V227H27ZM27 228H26V232L28 231L27 230ZM30 228V227H29ZM41 228V227H40ZM43 228V227H42ZM50 228V227H49ZM57 230H58V222H57ZM62 228H63V226H62ZM72 228V227H71ZM70 228V229H71ZM74 228V227H73ZM72 228V229H73ZM91 228V227H90ZM96 228V227H95ZM94 226H92V231H94V232H96L94 229ZM113 228V227H112ZM121 228V227H120ZM119 228V229H120ZM148 228H147V230H146V228L143 230V231H145V234L146 233H148ZM153 228H151L153 231H154V229ZM163 228H165L164 227V225H163ZM176 228V227H175ZM225 228V227H224ZM10 229H12V226L10 227ZM16 229V228H15ZM14 229V230H15ZM23 229V231H24V233H25V230ZM32 229V228H31ZM30 229V230H31ZM69 228H67V230H68ZM75 229H77V227L75 228ZM75 229H74V231H75ZM88 229V228H87ZM99 229V228H98ZM101 229H102V227H101ZM104 230H106L105 228H103ZM116 229V228H115ZM158 229V228H157ZM161 229H162V226H161ZM161 229L158 231V230H156V231H158L159 233L160 232H162L161 231ZM167 229H169V228H167ZM174 228L172 227V228H170V230H168V231H170L171 232V230H173ZM221 229V228H220ZM229 229V228H228ZM18 230V229H17ZM33 231H31V233L33 234L36 230H34V229H32ZM42 230V229H41ZM46 229H44V231H45ZM51 230V229H50ZM53 231H54V229H52ZM52 230H51V232H52ZM67 230H64L65 231V233H68L67 232ZM79 231H80V229H78ZM91 230V229H90ZM89 230V231H90ZM108 230H112V229H109V227H108ZM134 230H136L135 228H134ZM133 230V231H134ZM152 230L150 231V235H152L151 234V232H152ZM164 230H166V228L164 229ZM175 230H177V229H175ZM179 230V229H178ZM226 230V229H225ZM4 231V232H3ZM5 231L7 232V233H5ZM21 231V230H20ZM63 231V232H64ZM72 231V230H71ZM71 231H69V232H71ZM77 232V230H76V232L79 234L80 232ZM82 231V230H81ZM88 231V230H87ZM86 231V232H87ZM88 231V232H89ZM92 231H90V234L92 235ZM118 231H120V230H118ZM127 231H129V230H127ZM127 231H125V232H127ZM155 231V232H156ZM182 231H180L181 233H182ZM203 231H207L208 233L207 234H205V233H203ZM221 231V230H220ZM223 231V230H222ZM228 231V230H227ZM48 232H49V230H48ZM47 232V233H48ZM50 232V233H51ZM55 232H57V231H55ZM61 232V231H60ZM62 232V233H63ZM75 232V233H76ZM93 232V233H94ZM99 232V231H98ZM102 232H105V231H102ZM124 232V233H125ZM163 232H166V231H163ZM169 232V233H170ZM173 232H175L174 230H173ZM177 232V231H176ZM37 233H39V231H37L36 233H34V234H37ZM40 233L42 234V232L40 231ZM53 233V232H52ZM167 233V235H168V232H166ZM178 233V232H177ZM180 233V234H181ZM187 233V232H186ZM213 233H214V231H213ZM213 233H210V234H213ZM220 233V234H219ZM219 233H217L218 235H221V232H219ZM222 233H224V231L222 232ZM28 234V233H27ZM30 234V233H29ZM41 234H39V235H41ZM55 234V233H54ZM64 234V233H63ZM73 234V233H72ZM81 234V233H80ZM87 234V233H86ZM89 234V235H90ZM94 234H96V233H94ZM106 234V232L104 233V235ZM112 234H114V233H112ZM117 234H118V232H117ZM142 234V233H141ZM144 234V233H143ZM153 234H156V233H153ZM163 235H165L164 233H162ZM170 234H172L173 235V233H170ZM185 234V233H184ZM244 234V233H243ZM38 235V234H37ZM59 235V233H57V236ZM67 235V234H66ZM66 235H65V237H66ZM77 235V234H76ZM88 235V236H89ZM100 235H102V234H100ZM100 235H98L99 236V239H100ZM103 235V236H104ZM107 235V234H106ZM104 236V238L105 237H108V236ZM109 235V234H108ZM115 235V234H114ZM136 235V234H135ZM147 235H149V234H147ZM146 235V236H147ZM166 235V236H167ZM177 235H179V233L177 234ZM225 235H226V232H225ZM35 236V235H34ZM55 236V235H54ZM93 236V235H92ZM95 236V235H94ZM119 236H120V234H119ZM123 236V235H122ZM126 235H124V237H125ZM129 236H130V234H129ZM134 236V235H133ZM140 236V235H139ZM138 236V237H139ZM145 236V237H146ZM156 236H157V234H156ZM170 236V235H169ZM168 236V237H169ZM182 236V235H181ZM186 236V235H185ZM184 236V237H185ZM222 236V235H221ZM228 236V235H227ZM246 236H248V235H246ZM250 237H251V235H249ZM255 235H253L251 238L249 237V241L248 242H251V244L249 245V243L247 242V244L245 245V248H247V249H249L250 250V248H251V246H254V242L253 241H256V239L259 237L258 235H256L257 236V238H256V236L254 237ZM6 237V238H5ZM39 237H41V236H39ZM38 237V238H39ZM82 237H83V235H82ZM82 237L80 238L81 240H82ZM90 237V236H89ZM118 237V236H117ZM136 237V236H135ZM159 237H160V239H162V237H164V236H160L159 235ZM200 237H202V238H200ZM215 237V236H214ZM217 237V236H216ZM215 237V238H216ZM223 237V236H222ZM222 237H221V239H222ZM254 237V238H253ZM16 238H18V237H16ZM21 238V237H20ZM19 238V239H20ZM76 238V237H75ZM78 238V237H77ZM85 238V237H84ZM86 238H88L87 237V235H86ZM102 238V237H101ZM104 238H102L103 240H104ZM109 238H111V237H109ZM108 238V239H109ZM113 238V237H112ZM116 236L114 237V240L116 241ZM131 236H130V241H131ZM141 238V237H140ZM152 238V236H150V239ZM171 238V237H170ZM170 238H168V239H166L167 241H164V242H169V241H173V240H171ZM229 238V237H228ZM228 238H226V240L228 239ZM242 238V237H241ZM243 238H245L244 237V235H243ZM242 238V239H243ZM253 238V239H252ZM256 238V239H255ZM260 238V237H259ZM11 239V238H10ZM10 239H7V240H10ZM43 239H44V237H43ZM74 239V238H73ZM72 239V240H73ZM80 239H79V241H80ZM91 239V238H90ZM98 239V240H99ZM125 239H127V238H124V240ZM138 240H139V238H137ZM136 239V240H137ZM146 239V238H145ZM159 239V240H160ZM175 239H177V240H175ZM246 239H248V238H246ZM252 239V240H251ZM255 239V240H254ZM64 240V239H63ZM75 240V239H74ZM86 240V239H85ZM113 239H111V240H108L109 242L110 241H112ZM113 240V241H114ZM119 240H121V237H120V239ZM118 239H117V241H119ZM124 240L122 239V241L124 242ZM134 240V239H133ZM169 240V241H168ZM209 240H211L210 242H209V244L207 243V241H209ZM223 240V243H225V240L224 239H222ZM229 240V239H228ZM238 240H240V239H238ZM244 240V239H243ZM243 240H241L240 241V243L243 245L244 244V242H243ZM3 240H1V242H2ZM20 241V240H19ZM18 240H16V242H19ZM39 241V240H38ZM77 241V240H76ZM100 241V240H99ZM105 241V240H104ZM112 241V243L110 242H107V238H106V242H107V244H108V246H111V245H113V242ZM122 241H120V242H122ZM147 241H148V239H147ZM152 240H149V242H151ZM246 241V240H245ZM7 242V241H6ZM16 242H14V243H16ZM49 242V241H48ZM73 242V241H72ZM78 242V241H77ZM135 242H136V245H137V243H139L138 241H134V243L133 244H135ZM146 242V241H145ZM148 242V245L150 244ZM160 242V241H159ZM258 242V241H257ZM256 242V244H258ZM2 243H4V242H2ZM74 243H76V242H74ZM85 243V242H84ZM83 243V244H84ZM104 243V245L106 244L105 242H103ZM103 243H100V244H103ZM116 243V242H115ZM126 243V245H128L127 246V249L129 250L130 248H131V243L132 242H128V244H127V240H126V242H124V244ZM130 243V244H129ZM153 243V242H152ZM157 243V242H156ZM173 243H175V242H173ZM176 243L174 244V246H172V245H170L169 246V249L167 248V247H165V245L164 244H166V243H164L163 245H162V247H165V248H167L169 251H171L170 249L171 248H174L175 246H176ZM216 243V242H215ZM214 243V244H215ZM1 244V243H0ZM73 244V243H72ZM86 244V243H85ZM91 244V243H90ZM117 245L119 244V243H116ZM124 244H123V246H124ZM144 244L145 243H143L142 245L144 246ZM229 244V243H228ZM240 244V245H241ZM255 244V245H256ZM3 245V244H2ZM19 245V244H18ZM67 245H69V244H67ZM95 245H97V244H95ZM116 245V246H117ZM119 245H121V243L119 244ZM125 245V246H126ZM138 245H140V244H138ZM151 245V244H150ZM149 245V247H154V246H156V245H154V243L152 244V246H150ZM154 245V246H153ZM166 245H168V243L166 244ZM208 245V246H207ZM216 244L214 245V247H216L217 246ZM225 245H227V244H225ZM7 245H4V246H1L4 250L5 249H7V247H6ZM12 246V245H11ZM47 246V245H46ZM73 247H71V248H73V249H71V250H75L74 248H75V246H74V244L72 245ZM90 247H91V245H89ZM107 246V247H108ZM114 246H115V244H114ZM133 246L134 245H132V248H133ZM172 246V247H171ZM210 246V250L211 249H214L213 251L215 252V253H213L212 254V250L209 252V249H208V251L206 250L208 247ZM257 246H259V245H257ZM76 247H77V244H76ZM89 247V248H90ZM113 247V246H112ZM118 247V246H117ZM116 247V248H117ZM121 247V246H120ZM128 247H130V248H128ZM134 247H136V246H134ZM138 247V246H137ZM145 247H147V246H145ZM161 247V245L159 246V248ZM255 247V246H254ZM254 247H252L251 249L253 250L252 252L250 251L249 252V250H245L244 249V247L242 246V249L244 250V251H242L243 253H244V255L242 254V256H241V254L239 253V256H241V258L239 259L240 260V262H239V264H248L247 262H245V260H246V258H249V256H250V253H252V255H253V252L255 253V250L258 252V249L256 248H254ZM19 248H21V247H19ZM86 248H87V246H86ZM103 248H105V247H103ZM111 248V247H110ZM114 249H115V247H113ZM113 248H111V249H113ZM124 248V247H123ZM122 247L120 248V250L121 249H123ZM131 248V249H132ZM140 248V247H139ZM142 248V247H141ZM148 248V247H147ZM226 248V247H225ZM228 248H229V246H228ZM259 248V247H258ZM13 249V248H12ZM78 249V248H77ZM76 249V250H77ZM134 249V248H133ZM132 249V250H133ZM136 250H137V248H135ZM153 249V248H152ZM156 249L157 250H155V252L156 253H158V247L156 246ZM164 249V248H163ZM3 250V251H4ZM102 250V249H101ZM100 250V251H101ZM104 250V249H103ZM108 250V249H107ZM118 250H119V248H118ZM124 250V249H123ZM123 250H121V251H123ZM136 250H133L134 251V253L136 252ZM139 251V253L140 252H143V248H142V251H140V249H138ZM146 250V249H145ZM149 250V252L150 251H152V250H150V249H148ZM79 251V250H78ZM121 251H117V253L118 252H121ZM129 251H131V250H129ZM159 251H160V249H159ZM161 251H162V248H161ZM169 251H167L166 250V252H163V253H165L164 255H167L168 254V252ZM173 251H174V249H173ZM223 251H225V250H223ZM248 251V254L249 255H247L245 252H247ZM5 252H8V251H5ZM74 252V251H73ZM114 252V251H113ZM128 251H125L124 250V254L126 255V256H124V257H127V253ZM132 252V251H131ZM148 252V253H149ZM153 252V251H152ZM152 252H151V254H152ZM175 252V253H176ZM209 252V253H208ZM226 252V251H225ZM225 252H222V253H219V254H223V253H225ZM228 252H229V250L226 252L227 253V255H228ZM241 252V251H240ZM2 253V252H1ZM77 253V252H76ZM106 253H107V251H106ZM115 253L116 252H114L113 254L115 255ZM137 253V252H136ZM135 253V254H136ZM155 253V254H156ZM160 253V254H159ZM158 254H157V257H158V255H160L161 256V252H159ZM167 253V254H166ZM174 253V254H175ZM7 254V253H6ZM78 254V253H77ZM101 254V253H100ZM119 254H121V253H119ZM122 254H123V252H122ZM128 254H129V252H128ZM135 254H133V256L135 255ZM141 254V253H140ZM145 254H147L146 253V251H144V254H143V256H142V260H144V255ZM150 254V253H149ZM155 254H153V257H154V255ZM173 254V255H174ZM218 254V253H217ZM218 254V255H219ZM257 254V253H256ZM258 254H259V252H258ZM258 254H257V256H258ZM72 255V254H71ZM91 255V254H90ZM109 255V254H108ZM118 255V254H117ZM117 255H116V257H117ZM130 255V257H132V255L131 254H129ZM137 255H138V253H137ZM137 255H135V256H137ZM163 254H162V257L164 256ZM170 255V256H169ZM171 255H172V253L170 254V252H169V254H168V256L171 258ZM172 255V263H174V256ZM224 255V254H223ZM226 255V254H225ZM224 255V256H225ZM110 256V255H109ZM135 256H134V258H135ZM147 256V255H146ZM148 256H150V257H152L151 255H148ZM181 256L179 257L178 256V254H177V260L180 258L181 260H179L180 262L182 261V259L183 258H181ZM1 257V256H0ZM7 257V256H6ZM83 257V256H82ZM119 257V256H118ZM144 257V258H143ZM168 257V258H169ZM218 257V256H217ZM221 257V255L218 257V259ZM223 257V256H222ZM225 257H227V256H225ZM224 257V258H225ZM229 257V256H228ZM252 257H254V256H252ZM115 258V257H114ZM120 258V257H119ZM119 258H118V260H119ZM147 258V257H146ZM145 258V259H146ZM165 258H166V256H165ZM167 258V259H168ZM175 258V259H176ZM214 258V259H213ZM3 259V258H2ZM87 259V258H86ZM109 259V258H108ZM126 259V258H125ZM125 259H124V261H125ZM131 259V258H130ZM139 259V258H138ZM141 259V258H140ZM154 259H156V256H155V258ZM153 259V260H154ZM157 259H162L163 261L164 260H167V259H163V258H157ZM217 259V260H218ZM221 259V258H220ZM223 259V258H222ZM221 259V260H222ZM249 259H253V258H249ZM1 260V259H0ZM76 260V259H75ZM121 260V259H120ZM132 260L133 261H130L129 260V264H131V262H135L136 264L138 263V264H140L139 263V261L137 260V257H136V260H134L133 258H132ZM147 260H149L148 261V263H147ZM147 260H144V261H140V262H143L142 264H149V262H153L151 259H147ZM151 260V261H150ZM229 259H227V261H228ZM77 261H79V259H77ZM116 261H117V259H116ZM127 261V260H126ZM146 261V262H145ZM155 261V260H154ZM158 261V260H157ZM161 261V260H160ZM162 261V262H163ZM168 261L170 262V260L168 259ZM168 261H167V263L166 264H170V263H168ZM178 261V262H179ZM183 261H184V259H183ZM214 261V262H215ZM219 261V260H218ZM217 261V262H218ZM246 261H248V260H246ZM5 262H6V260H5ZM177 262V264H181V263H178ZM212 262H211V264H212ZM213 263V264H218V263ZM221 261H219V264H226V262L225 261H223V262H225V263H223V262H221ZM233 262L234 261H232V263L231 264H233ZM245 262V263H244ZM1 263V262H0ZM121 263V262H120ZM119 262H118V264H120ZM126 263V262H125ZM124 263V264H125ZM128 263V262H127ZM126 263V264H127ZM135 263H133V264H135ZM155 264L156 263H158V262H154ZM164 263V264H165ZM183 263V262H182ZM185 263V264H186ZM210 263V262H209ZM235 263V262H234ZM112 264V263H111ZM152 264V263H151ZM160 264H162V263H160ZM175 264H176V262H175ZM184 264V263H183ZM238 264V263H237Z\"/></svg>",
    "mask_w": 264,
    "mask_h": 264
}]
</instances>
